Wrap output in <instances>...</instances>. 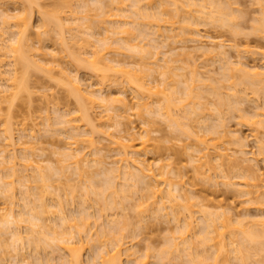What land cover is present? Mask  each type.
I'll return each instance as SVG.
<instances>
[{
	"label": "rangeland",
	"instance_id": "obj_1",
	"mask_svg": "<svg viewBox=\"0 0 264 264\" xmlns=\"http://www.w3.org/2000/svg\"><path fill=\"white\" fill-rule=\"evenodd\" d=\"M105 2L107 1V0H104ZM104 1H103V4L104 5H108V4H110V2L108 1V2H106V4L104 3ZM179 1H182V2H184V1H186V0H179ZM193 1V0H192ZM200 1V0H199ZM258 1H261V0H233V2H236V3H234L233 4V2H231V0H230V2L232 3V5L233 6H235V8H238L237 10L238 11H236V15L238 14H240L241 15V20H237L236 22H239L236 26H234L235 28L236 27H238V28H236L238 31H236V33L235 32H233L229 27H221V24H220V26L218 25V24H209V25H203V23L202 24H200L199 26H195V29H196V27H199V30L201 31L200 33H201V35L200 36H202L201 37V39H203V42H204V45H208L207 47H214V46H217V43H218V45H221V43L223 44L224 43V45H227L225 48L227 49L226 51H228L227 52V54H225V56L224 55H221V56H215L214 57V55H209V54H207L206 55V53H204V52H202L201 50H200V46H198L199 44H201V46H202V43H197V42H193V40L192 41H189V39L190 38H187V37H185L184 39L180 36V38L179 39H181L182 38V40H177V39H175V34L173 35V30H176V28L178 29V24H181V22L179 23H176L175 25L176 26H173V27H171L173 24H172V22L174 21V20H170L171 18H167L168 16H170V15H166L165 16V18H167L166 20H168V21H163L164 23H162V26H160L161 28H162V31L161 30H158L159 31V34H158V32H156L157 30V28L155 29V28H151V26L152 27H154V26H156L157 24V21H155V22H153L152 20H149V21H152L153 23H150V25L148 24V25H146V26H148V28H149V31H147V37L145 38V40H143L142 41V43H140V44H138V38H136V41L135 40H132L133 42H134V44H138V45H142V46H145V47H143L144 49H149L150 50V52L151 53H153V54H157L158 52L160 53H158L157 54V56L155 55L154 57H153V59H151L150 58V56H147V55H145V56H143L140 52H137V54L138 53H140V55L141 56H143L144 58H141V60H140V57H138L137 56V54L135 53L136 51H134V52H132V50H130V49H126L127 51H125L124 49L123 50H121V51H123V52H121V53H119V51H118V53H116V52H112L111 51V54L108 56V57H111L112 56V58L111 59H115L116 61H117V59H120V60H118L119 62L121 61L122 63H124L126 60V63L125 64H131V65H129V66H134V64L136 65V63H138L139 64V66L140 65H142V69H144V67H146L145 68V72H144V70H143V74L141 75V73H139L140 71L138 70L137 71V69H135V71H134V76L136 75V79H137V74H140V75H138V77L140 76V78H142V80H145V79H147V80H145V81H148V84H149V81L152 79V81H154V82H158L157 84H159V83H161V73H160V75H159V68H158V70L159 71H157L156 72V67H155V65L153 64V62L156 60V58H158V57H160L159 58V62H157V63H159V66H160V64H161V66L162 67H164L163 66V64L165 63V62H168L169 60H170V58H175V57H172V56H174L176 53L177 54H179V53H185V54H182L183 56H184V58H183V56L182 57H180V58H182V59H184L183 61H179V60H177L178 62H176V61H172L173 63H171V60L169 61L170 63H171V65H173L172 66V68L174 69H172L171 70V72H173V73H175L176 75H178L179 74V76H177V79H178V77H180L179 79H180V86L178 85L177 87H178V89L180 90V88H181V94H179L176 90H178L177 89V87H176V85H177V82L176 83H173V84H170L171 85V90L173 89H175V91L178 93V95H176L177 93H175V99H174V101L176 100V98L177 97H179V98H183L184 97V95H186V93L183 91V89H185L187 86L185 85V84H188L189 82H191L192 83V81H189L188 83L186 82V80L188 79H190L189 77L190 76H192V75H194L195 73L193 72V73H191L192 71H194V70H196V72L198 73V75H200V73H201V78L203 77V79H204V81L203 82H205V84L203 83V87L201 86H199L200 88H194L195 89V91H196V95H197V97H195V95H194V97H195V99H194V102L192 103V104H190V105H187V100L185 101H182L181 99V101H179V104L181 103V105H184V107L185 108H183V106H182V108L181 109H177L176 111L174 110V115H176V113H177V115H179V116H181V114H182V116L184 115V118H182V119H185V120H182L183 122H186V123H184L183 124V122L181 121V123L183 124V126L186 128V129H190L189 131H191V132H194L195 134H196V132L200 129L199 128V126L201 125V123H205V120H204V118H207V119H209L208 120V122H209V124H208V122L205 124V125H203V126H200V127H203V128H201V130H205V126L206 125H209L210 126V128H212L214 125L216 126V128L215 129H219L220 131H223V130H228L229 132L231 131V132H233L232 134H236L235 136H237V135H239V136H241L242 138H243V143H245V144H243V146L245 147L244 148V150L247 152V154H246V156H248L247 158H250V160L252 159V161L251 162H249V163H247V164H245L247 167H248V165L250 164V165H258L259 166V168L262 170V172L264 173V130L263 129H261V128H259V129H257V127H259V126H254V125H252L251 123L252 122H250V120L251 119H253L252 117H254V115H255V113L256 112H258V111H261V109L262 108H264V91H259L258 93H255L254 92V89H256V88H254V85H253V82L252 83H250L249 82V80H247V81H245L246 79H248V78H245V80H244V76L245 75H243V72H236V74H234L235 75V77L234 78H236V83H237V86H236V89L239 91L237 94H239V96L241 97V98H239L238 96H237V101H239L238 103H236L237 104V108H239V110L237 109V108H235L236 110H234V111H231L230 112V114H227V116H226V113H228L227 111H224V112H226L225 114H224V126L222 125V127L220 128L218 125H220V124H222L221 122L222 121H220V120H217V116H218V113H217V116L215 115V110L217 109V107H215L216 105H218L217 104V102L219 101L218 100V95H216L215 93H213L212 91H210V90H208L207 88H204L205 86H206V84H208L209 83V88H211L212 86L214 87L215 85L217 86L216 88H218V84H219V82L221 83V84H224L225 83V86H224V92H226V89L225 88H227L228 87V85L230 84V83H228L227 82V80H226V82L224 81L225 80V78L223 77V73H225L226 71H229V69H225L226 71L225 72H223V68H222V66H224L222 63H224L225 64V62H227V60L226 59H228L229 58V60H231V62H233V64L235 63H237V62H239L238 60H240V58H241V56H242V58H241V60L240 61H244V63L246 62V64L248 65V67L251 69V68H254L255 66H257L259 69H262V65L264 66V53H262V52H264V37L263 36H260V35H255V33L253 32V26L252 25H254L255 24V19L257 20L258 18H260V16H262V11H263V9H261V8H264V7H260V3H262V2H259L258 3ZM263 1V0H262ZM23 2V1H22ZM21 2V0H0V17H2V13H8L9 15H11L12 16V20H11V23L12 24H15L14 22L17 20H15V19H13V16H18V18H19V16L22 18V17H25V15L29 12V13H31L29 10L31 9L30 7H32V5L30 6V4L28 3V2H23L22 3ZM96 2V0H37V4L38 5H36V3L33 5V7H32V18L33 19H31V21H32V28H31V30H30V28H29V30H30V32L28 33L29 34V40H30V42H28L32 47H35L34 49L36 50V49H38V51H40V49H42L41 50V52H43V53H48V55H47V57H48V59H47V57H46V63H47V61H49L48 63H49V65H47L48 67H51V65H52V67H51V69L52 68H54V70L52 69V71H50L49 72V70H51V69H47V67H45V65H46V63L45 62H42L41 60H40V58L38 59L39 61H37V63L38 62H40V63H42V65H43V70H40L39 68L42 66H39L36 70H38L39 69V71H35V69H31L30 70V72H28V74H29V76H27V78H26V83L28 84L27 86H29V90L27 91V90H23V92H21L19 95L20 96H18V98L17 99H15L14 97H13V100H12V97H10L11 95L10 94H12V93H10L9 94V92H8V95L7 96H9V98L7 97V101L8 100H12V102H9V103H11V106H10V108H9V103L8 102H5V103H3V115L2 116H0V117H4L5 118V120L2 118L1 119V121L2 120H4V121H6L7 120V122H3L4 123V125L2 124V122L0 121V124H2V126H0L1 128H0V136H1V134H4L5 135V133H1L3 130H5L4 128L5 127H7V125L9 126L10 125V127L9 128H11L12 127V129L14 130V132H13V134H14V137H15V140H16V142H18L20 145L22 144V143H24V144H22V146L21 147H23L24 148V150H25V152L24 153H27V156L26 157H29V159L30 160H33L34 162H40L41 164H42V167L45 169V173L46 174H48V180L46 181V183H47V185L49 184V185H51L47 190H49V191H47L46 192V194L47 193H50V194H47L46 196H45V198L46 199H49V200H47L46 202H47V204L48 205H51L52 206V208H51V206H50V209H51V211H54V213L56 212V214H55V218H57L56 217V215H57V209L56 208H58V207H55V205L53 204V202L54 201H56L57 200V198H62V200H63V202H64V204L66 205L65 206V208H66V214H71V215H73V213H75L74 215H76V214H78V213H80V211L82 212V210L83 211H85L84 210V207H83V209H82V205H80V203H79V197L83 194V193H85L86 191H87V186L89 185V183H90V181H91V178L95 181H98V180H100V181H98V183L99 184H104V182L108 179L106 176H107V171L106 170H108V169H110V168H112L111 170L113 171L114 170V167L117 165L118 167H119V165L120 164H122V163H119V162H121V161H119V160H121V156H118L117 155V153H116V151H118L119 149H120V147L119 146H116L117 144H114L113 145V143H112V141H110L109 142V138H107V137H105V135L103 134V132H106L107 134L109 133V134H111L112 133V139L113 138H116V140H117V135L118 136H120V135H124L126 138H127V140H125V142L124 143H130L131 142V140H135L134 141V144H135V146H136V148H135V146H134V150L135 149H137L139 146H141V145H143L142 143L146 140V135L148 134L146 131H148L149 133H150V135H151V137H152V141L151 142H149V147H147L146 148V150L145 151H142V153H140L136 158L137 159H139L140 161H143V162H146L145 164H149V166H152V168H153V171H154V174L156 173H159V170L160 169H162L164 166H168L169 165V167L168 168H172V171L175 173V176H171V181L172 182H175V183H181L182 181H183V185L186 187V189L187 190H189L187 193H191L192 195H193V198H194V201H195V199H196V201L198 202V200L200 201V202H202V201H205L204 202V204H207V206H208V208H211V210H209L208 208V210L209 211H212V209H213V207L215 206V208L214 209H220V207H222V211L223 212H221L220 214H222V213H224V211L226 212V214H227V212L228 213H230V214H228V215H231V217H232V219H235V220H245V226H242V227H238L237 226V228H234L233 229V232L232 231H230L231 233H234L233 234V236H234V239H235V237L236 236H239L240 235V231H239V229H248L249 230V228L251 229V228H255V225H251L250 226V220H248V218L249 219H252L253 218V220H256V219H259L260 220V218H261V220L262 219H264V211L262 212V210H264V204H262L263 203V201H262V203H261V200H264L263 198H264V187L263 188H261L260 190L259 189H257V190H259L260 191V193H262V195H263V197H262V195L259 193H255L254 195L253 194H251L249 197H250V200H249V198L246 196H244V195H242V193L240 194V191L238 190V189H241L243 186H239V185H237L238 183L240 184L241 182H242V180L244 179V178H242L241 176H242V174H244V171L247 169V167H246V169L245 168H243L242 167V169H240V167H236L235 168V166L232 168V164H230V162L229 163H226V162H228V161H226L225 163V165L224 164H222V165H220V166H222V167H220V168H218V163L216 162L215 164H218V165H216L215 166V168H218L217 169V171L216 170H213V169H211V171L210 170H208L207 172H205V173H203V174H205V175H201V174H199L195 169L197 168L196 166H193V165H196V163H197V166L199 165L198 164V162H195V164H194V162H193V164L191 163L192 161L190 160V159H192L193 160V158L192 157H190V155H195L196 156V154H198V153H196V154H193V152L195 151V152H197L196 150H198L201 146L200 145H202L201 144V142H199L198 141V136H200V137H202L201 135H203V134H200L199 133V135L197 136V138H195L194 136H192V138L194 137V139H192L191 137H185V136H180L178 133L179 132H175V128H174V130H173V128H172V125H170L169 123H170V121L169 120H165L164 118L163 119H161L162 117L161 116H157V115H153L152 113L153 112H157L158 113V111H156L157 110V106H158V104L157 103H159L160 104V100L162 99H160L159 97H156V96H153L152 95V93L151 94H149V95H151L152 97H148V95H146V99H147V101H148V98H149V101H150V98H152V101L153 102H156L157 100H159V102L157 101L156 102V105H155V103H154V106H153V104L150 106V105H148V107L150 108H146L147 106H142L143 107V109L141 108V106H139L138 107V101L140 100V98H139V100H138V97H140L141 96V94H142V92H141V94H139L140 96H137L135 93H137V92H133L132 90H130V88L128 87V86H126V84H125V82H120V80H121V78H123V76H122V74L120 75L121 76V78H120V76H119V74H118V76H116V78H120V80L118 81V80H115L116 78H115V74L116 73H113V74H111V73H108V72H106V73H108V75H109V79L107 80V76L105 77L106 78V80H105V78H104V81H103V78H102V75L103 74H101V76H100V74L99 75H96V73H94V72H92V71H90V69H88V68H86V69H82V68H80L81 66H79L78 67V65H77V63H73L74 61L72 60V58L71 57H69V56H66L67 54L65 53V51L63 52V50H62V52H61V47H60V45H59V43H61L60 41H61V38H58V37H61V36H59V34H58V32H57V29H55V30H53L52 32H47V33H49V34H47V35H45V34H43L42 32H44V21L42 20V19H44V17L42 16V15H40V12H41V10H43L42 12L43 13H46L47 14V12H48V14H51V16L52 15H54V16H58V17H62L61 19H65V20H63L64 21V24H66V25H64L63 24V28L64 29H66V30H71V31H66V32H68V34H66L65 32H64V29H63V32L65 33V37L67 38L66 40L68 41V38L71 36V34L73 35V33L75 34V31H76V34H77V32H78V30H77V27L78 26H80V24L82 25V26H80V28H82L83 29V27H86V25H88V23H90L88 20V23L85 25V22H86V18L88 19V18H90V17H87L88 15H89V13H88V15L86 16V12H84V11H86L85 9H84V6L86 5V6H88L89 4V7L90 6H95V4H97V3H95ZM157 2V1H156ZM181 2V3H182ZM196 2V1H195ZM264 2V1H263ZM86 3V4H85ZM160 3V2H159ZM157 4H158V2H157ZM84 5V6H83ZM111 5H113V4H111ZM115 5V4H114ZM113 5V7H115ZM155 5V4H154ZM178 5H180L179 3H178ZM36 6H37V8H36ZM110 6V5H109ZM108 6V8L109 9H113V7L111 6V8ZM130 5H128V7H129ZM156 6H158V5H155L154 7H155V9L157 8L158 9V7H156ZM261 6H264V3H263V5H261ZM38 7H41V9L40 8H38ZM91 7V8H92ZM62 8V9H61ZM88 8V7H87ZM86 8V9H87ZM116 8V7H115ZM127 8V7H126ZM124 6H123V10H125L126 9ZM175 8V7H174ZM233 8V7H232ZM38 9H40V10H38ZM58 9H59V11L60 10H62V11H58ZM128 9V8H127ZM130 9H131V7H130ZM133 10V9H132ZM132 10H130L129 11V9H128V12L125 10V11H123V12H119V13H126V14H121V17H119L118 19H120V18H122V16H126L127 14H129V13H131L132 14ZM150 10H153V9H150ZM39 11V12H38ZM45 11V12H44ZM59 13H58V12ZM115 11V10H114ZM132 11V12H131ZM56 12L59 14H57L56 15ZM73 12V13H72ZM97 12V11H96ZM153 12H157V11H155V10H153ZM170 12H173V11H170ZM238 12H240V13H238ZM28 13V14H29ZM60 13H61V15H60ZM91 13V12H90ZM94 14V15H93ZM96 14L93 12L92 13V16L94 17ZM133 15H134V17L132 18V16L130 17H123L122 18V20H125V19H128V21L130 20L131 21V19L130 18H132V19H134L135 18V14H134V12H133ZM28 16H31V14L30 15H28ZM50 16V15H49ZM86 18H85V17ZM43 17V18H42ZM92 17V18H93ZM97 16H95L94 18H96ZM102 17V20H103V18H104V16H101ZM118 17V16H117ZM240 17V16H239ZM239 17L237 18V19H239ZM15 18V17H14ZM57 18V17H56ZM78 19V21L77 22H75V20L74 19ZM84 18V19H83ZM114 18H116V17H114ZM152 18V17H151ZM76 19V20H77ZM97 19H99L98 21H94V19L92 20L93 22H95V23H93L92 25H93V31H95V32H93V33H95V35H96V38H98V40H100L99 38H103L104 36H107V35H111L110 37H113L114 35H116V34H113L111 31H112V27L110 26L111 24H108L107 25V22H106V25H105V23L102 25L101 24V22H100V17L99 18H96V20ZM135 19H137V18H135ZM139 19V18H138ZM68 20V21H67ZM69 20H71V22L69 21ZM177 20V19H176ZM2 21H3V19L1 20V18H0V25H2V24H4V23H2ZM18 21V20H17ZM83 21V23H81ZM127 21V20H126ZM139 21H141L140 19H139ZM148 21V20H147ZM67 22H70L69 24L67 23ZM100 22V23H99ZM144 22H145V20H144ZM170 23V24H172V25H168L167 23ZM73 23V24H72ZM109 23V22H108ZM147 23V22H146ZM155 23V24H154ZM160 23V22H159ZM196 23V22H195ZM75 24H76V26H75ZM85 26H84V25ZM154 26H153V25ZM161 24V23H160ZM163 24H165L164 26H163ZM10 25V27H12V25L11 24H9ZM16 25V24H15ZM20 25V24H19ZM67 25H70V26H68L67 27ZM72 25H73V27L75 28H73L72 27ZM130 25V28H131V24H129ZM4 25H2V27H3ZM8 26V25H7ZM21 26V25H20ZM103 26V27H102ZM105 26H106V29L108 28V33L107 32H105ZM132 26H133V24H132ZM180 26H183V23H182V25H180ZM15 28H17L16 26H14ZM19 27V26H18ZM90 27V26H89ZM89 27H87V28H89ZM126 27V26H125ZM127 27H129V26H127ZM126 27V28H127ZM159 27V26H158ZM164 27H168V29H165L166 31H168L169 32V28L171 29L172 28V36L171 37H173V39H175V41L177 42V43H175L174 41H171V40H167L165 37H167L168 35H169V33L168 32H164L163 30H164ZM15 28H12V30L14 31L15 30ZM22 28H24V27H22ZM22 28H21V30H22ZM57 28V27H56ZM79 28V27H78ZM161 28H159V29H161ZM84 29H86V28H84ZM90 29V28H89ZM89 29H87V31H89ZM92 29V28H91ZM127 29H129V28H127ZM132 29H134V26H133V28H131V30ZM155 29V30H154ZM17 30H19V29H17ZM72 30H74V31H72ZM114 30V29H113ZM148 30V29H147ZM154 30V31H153ZM4 31V30H3ZM13 31H10L9 30V32L8 33H10V32H13ZM84 31V30H83ZM82 30L80 31V32H82L83 34L85 33V35L86 36H84L83 38H84V40H85V38H87L88 37V39L87 40H89V34H90V32H89V34H86V32H83ZM86 31V30H85ZM107 31V30H106ZM109 31H110V33H109ZM137 31V30H136ZM144 31V33L146 32L145 30H143ZM190 32H191V30H189ZM189 31H188V34H187V36H190L189 35ZM28 32V31H27ZM72 32V33H71ZM114 32V31H113ZM155 32V33H154ZM163 32V34L161 35V33ZM8 33L7 34H3V32H2V30H1V27H0V45L2 46V43L4 42V41H2V39L3 38H5L6 40L8 39H10L11 40V37L9 38V36H11L12 35V33L11 34H9L8 35ZM15 33V32H14ZM13 33V35H15ZM69 33H70V35H69ZM92 33V32H91ZM137 33H140V32H138L137 31ZM137 33H135V31H134V34H137ZM143 33V35L145 36V34ZM154 33V35H152ZM157 33V35L155 36V34ZM185 33V32H184ZM254 33V34H253ZM3 34V35H2ZM26 34V33H25ZM79 34V33H78ZM141 34V33H140ZM167 36H166V35ZM12 35V36H13ZM27 35V34H26ZM25 35V36H26ZM82 35V34H81ZM81 35H79V37L78 38H80V36ZM89 35V36H88ZM118 35V34H117ZM117 35L115 36V37H117ZM122 35V34H121ZM161 35V36H160ZM165 35V36H164ZM177 35H179V34H177ZM176 35V36H177ZM186 35V34H185ZM28 36V35H27ZM124 36V35H123ZM129 36V35H128ZM127 36V37H128ZM144 36H142V34H141V36L138 34V36H134V37H139V41H141L140 40V37H144ZM163 36V37H162ZM204 36H205V38H204ZM15 37V36H14ZM109 37V36H108ZM109 37V38H110ZM115 37H113V39L115 38ZM126 37V36H125ZM179 37V36H178ZM191 37H193V36H191ZM210 37V38H209ZM26 38V37H25ZM92 38V37H91ZM90 38V41L92 42V43H94L95 42V40H97V39H95V40H93V39H91ZM95 38V37H94ZM163 38V39H162ZM164 38H165V40H164ZM169 38V37H168ZM187 38V41H185V39ZM208 38V39H207ZM27 39V38H26ZM70 39V41L72 40L71 38H69ZM105 39H107V37L105 38ZM210 39H211V42H213L214 44V46L212 45V43L210 42ZM213 39V40H212ZM5 40V41H6ZM8 40L6 41V42H8ZM9 40V41H10ZM58 40H60V41H58ZM93 40V41H92ZM98 40L95 42V43H97L98 42ZM102 40H104V39H102ZM191 40V39H190ZM208 40V41H207ZM215 40V41H214ZM26 41V40H25ZM70 41H68L69 43H70ZM81 41V42H80ZM110 41H111V39H110ZM165 42V44H164V42ZM179 41V42H178ZM181 41H184V42H182L181 43ZM78 42V41H77ZM85 42V41H84ZM83 42V43H84ZM132 42V43H133ZM216 42V43H215ZM73 43L74 42H72V43H70L71 44V46L73 45ZM79 43H82V40L80 39L79 40ZM86 43V42H85ZM88 43V42H87ZM206 43V44H205ZM235 45H234V44ZM4 44V43H3ZM98 44V43H97ZM216 44V45H215ZM234 45V47L236 46V44H238V46L237 47H241L240 48V50L242 49V50H244L245 51V49L246 50H248L247 51V53L246 52H244V51H242V53H243V55H242V53H239V52H236V50H235V48L234 47H232V45ZM75 47H74V45H73V47H71L72 49H73V53L75 54V56H77L78 54H80L81 53V51L83 52V54L81 53V55L82 56H85V57H83V58H85L86 59V56H87V59H89L91 56H89L88 54H87V52L90 54V52L88 51V50H92V51H94L93 49H92V47H91V49H90V46L88 47V48H86V49H84L85 47L82 45V48H80L81 46V44H76L75 43ZM89 45V44H88ZM152 45L154 46V48H152ZM229 45H230V47H232L233 49H231L230 47H229ZM133 46H135L136 47V45H133ZM142 46H138L140 49L142 48ZM159 48H158V47ZM138 47H137V49H138ZM198 47H199V49H198ZM219 47V46H218ZM236 47V48H237ZM93 48H95V47H93ZM115 48V47H114ZM173 48L175 49L174 51H173ZM224 48V47H223ZM82 49V50H81ZM96 49V48H95ZM134 49V48H133ZM156 49V50H155ZM158 49V50H157ZM27 50V49H26ZM80 52H79V51ZM87 51L86 52V54L84 53L85 51ZM135 50V49H134ZM200 50V51H199ZM225 50V49H224ZM250 50V51H249ZM37 51V50H36ZM91 51V52H92ZM139 51V50H138ZM148 51V50H147ZM171 51V52H170ZM237 51H239V50H237ZM41 52H39L40 54H41ZM78 52V53H77ZM130 52L132 53V54H130ZM249 52V53H248ZM42 53V54H43ZM103 53V52H102ZM102 53H100V54H102ZM105 53H107V52H105ZM108 53H110V52H108ZM114 53V54H113ZM125 55H124V54ZM149 55H150V53L149 52H147ZM175 53V54H174ZM186 53L189 55H187L189 58H186L185 59V57H187V56H185L186 55ZM204 53V54H203ZM246 53V54H245ZM262 53V54H261ZM28 54V53H27ZM32 54V57H33V59L35 60V62H36V59L39 57V55H38V57L37 56H33L34 54L36 55V53L34 52V53H31ZM31 54H28V55H31ZM120 54V55H119ZM127 54V55H126ZM130 54V55H129ZM133 54H136V56L137 57H135V55L133 56ZM169 54V55H168ZM172 54H174V55H172ZM2 55V54H1ZM0 55V56H1ZM50 55V56H49ZM106 55V54H105ZM192 55V56H191ZM241 55V56H240ZM262 55V56H261ZM11 56V55H10ZM46 56V55H45ZM127 56H130V57H127ZM147 56V57H146ZM152 56V55H151ZM227 56V57H226ZM239 56H240V58H239ZM244 56V57H243ZM107 57V58H108ZM114 57V58H113ZM193 57V58H192ZM222 57L223 58H225V62H224V59H222ZM6 58V57H5ZM12 58V56L11 57H9L8 56V58H6V59H4V57L2 58V56L0 57V66H4V67H0V70L3 72V70H4V72H3V76H4V73H9L8 74V76H10V70L12 69V68H14V61L11 59ZM69 58H71V60L69 59ZM78 58H81V57H78ZM82 58V59H83ZM135 58V59H134ZM139 58V59H138ZM3 59L5 60L4 62H2L3 61ZM9 59V60H8ZM11 59V60H10ZM33 59L32 58H30V60H32L33 61ZM50 59V60H49ZM162 59V60H161ZM221 59L223 60V61H221ZM2 60V61H1ZM54 60L55 62H52V61ZM125 60V61H124ZM136 60V61H135ZM158 60V59H157ZM164 60H165V62H164ZM167 60V61H166ZM9 61V62H8ZM10 61H12L13 63L11 64V62ZM71 61H73V62H71ZM124 61V62H123ZM131 61H134L135 63H131ZM161 61V62H160ZM86 62V61H85ZM84 62V63H85ZM168 62V63H169ZM195 62V63H194ZM230 62V61H229ZM230 62V63H231ZM7 63V64H6ZM11 64V65H13V67L11 68L10 66H8L9 64ZM52 63V64H51ZM87 63V62H86ZM168 63H166L167 65H168ZM240 63V65L243 63V62H239ZM256 63H258V64H256ZM16 64V63H15ZM22 64V63H21ZM21 64H17L15 67H17V71L19 72H17L18 74V76H19V78H21L22 80H24V78L26 77L24 74H23V68L25 69V67H23L22 68V66H24V65H22L21 66ZM76 64V65H75ZM89 64V63H88ZM156 64V63H155ZM194 64H196V65H194ZM232 64V63H231ZM233 64H232V66H233ZM234 64V65H235ZM238 64V63H237ZM237 64H236V66H237ZM262 64V65H261ZM55 67H54V66ZM102 65V64H101ZM165 65V64H164ZM230 65V64H229ZM245 65V64H244ZM38 66V65H37ZM138 66V65H137ZM158 66V65H157ZM231 66V67H232ZM238 66H239V64H238ZM242 66V65H241ZM261 66V67H260ZM6 67V68H5ZM104 67H105V65H104ZM141 67V66H140ZM166 67V66H165ZM168 67H169V65H168ZM180 67H183V69L182 68H180ZM226 67H227V63H226ZM8 68H9V70H8ZM42 68V67H41ZM101 68V67H100ZM131 68V67H130ZM134 67H132V69H133ZM167 68V67H166ZM185 68V69H184ZM191 69V71H190V69ZM236 67H234V69H235ZM256 68V67H255ZM264 68V67H263ZM46 69H47V71H46ZM80 69H82V70H80ZM107 69V68H106ZM162 69V68H161ZM170 69V68H169ZM234 69H233V67L231 68V71H233L234 72ZM15 69H13V71H14ZM44 70L46 71V73H48L50 76L52 75V76H54V78H52V76H51V78H50V76L49 75H47L45 72H44ZM61 70H62V72H61ZM64 70H65V72L71 77H78V79H80V81H82V84L84 85L85 84V86H83V88L84 89H86V88H88L89 89V87H90V89H91V91H96V94L98 95H100L101 93H104V95L106 96V97H108L109 99L111 98L114 102L112 103V104H114L115 106H118L119 107V99H127V101H128V103H129V109L125 112L122 108H120L119 107V113H121V122H120V124H122L121 126H116V125H113L112 127L113 128H110L109 130H108V128L110 127L109 125H112V124H110V123H115L116 122V120H115V118L114 119H112L111 121L108 119V121H106L107 119L104 117L103 119H102V114L103 115H106L105 113H103L104 112V108L102 107H100L99 106V108H97L98 106H97V104H92L89 100H88V98H84L85 99V104H88V106L90 105V103H91V105L88 107L87 105V107L88 108H90V110H92V112H93V114H92V112H90L91 114H92V116L94 115V117L95 118H98V120H99V118L102 120V123L101 122H99V124H100V126H105L106 125V128L104 127V128H98L99 129V132L102 130L103 132H100V134H99V132L96 134H93V136H92V133H91V137H93V140H94V142L96 143V142H98V143H94L95 145H93V143H89L90 141H88V139H89V137H88V139L86 140V137H85V142L86 141H88V146L86 145V147H87V149H85L86 147H84L83 146V144H79V145H81V146H83V147H80L79 145V149L82 151V150H85V153H88L87 155L90 157V159L92 158V159H98V161L100 160V159H102V160H100V161H103V159H104V164H103V166L105 165L106 167L105 168H107V169H105V170H103L102 169V167H101V163H97L98 165H94L93 167H95L96 169L98 168V166L100 165V169H101V172L100 173H98L99 172V168L97 169V171L98 172H96V169H94V168H89L88 166V168L86 167V170L87 169H91L90 171L91 172H89V174H86L85 176L86 177H88L89 176V178H85L84 177V175H83V178H84V180H83V178H82V176H81V178H79L80 176H79V174L78 175H76V173H77V170H76V167L75 168H73L70 164H69V162L67 163L66 161H65V159H66V157H64L63 155L64 154H66V153H68V151L70 150L71 151V148H73L72 150H74V147L76 146V145H73L74 147H71V146H69V145H71V144H69V142H71L72 140H70V138H68L69 136L67 135L68 133H71V131L70 130H72V128H70L69 126H68V124H66V121H65V119H64V117H63V115L64 116H67L68 114H71L72 115V117H76V120L73 122H70V124L71 125H73L74 123H76V124H79V127H81L82 129H83V132H85V130H86V133H87V131H89L91 128H89V126H87V125H84V124H86V123H84L83 122V120H82V118H80V115L79 114H81V113H76L75 111H77L78 109H79V107L77 106V104L78 105H80V103H84L83 101L84 100H82V99H80V97H78V95H76L75 93H74V95L72 94V92H73V89H72V87H73V84H75V83H73V84H71V82L72 81H69V84H68V81L66 80V78L68 77V76H65L64 74H65V72H64ZM89 70V71H88ZM110 70V69H109ZM163 70L164 69H162L161 71H162V75H164L163 74ZM199 70V71H198ZM12 71V70H11ZM104 71V70H103ZM102 71V72H103ZM107 71H108V69H107ZM111 71V70H110ZM239 71V70H238ZM241 71H243V70H241ZM91 72V73H90ZM105 72V71H104ZM142 72V71H141ZM188 72L190 73V74H188ZM223 72V73H222ZM232 72V73H233ZM53 73H54V75H53ZM137 73V74H136ZM186 74V77L187 76H189V77H187V79H186V77H185V75H183V77L184 78H182L181 76H182V74ZM245 73V72H244ZM11 74H13V73H11ZM25 74H26V72H25ZM63 76H62V75ZM132 74V75H133ZM166 74H168V72L166 73ZM221 74H223V75H221ZM1 75V76H2ZM6 75V74H5ZM113 75V76H112ZM181 75V76H180ZM211 77H210V76ZM239 75V76H238ZM243 75V76H242ZM2 76V77H3ZM8 76L6 75V76H4L3 77V81H1V78H0V87L2 88L3 86H4V88H2V90L3 89H5V85H6V83L8 82L7 81V78H8ZM13 76V75H12ZM11 76V77H12ZM23 76H25L24 78H22ZM49 76V77H48ZM65 76V77H64ZM100 76V77H99ZM133 76V77H134ZM167 76V75H166ZM170 76L172 77V75L170 74ZM195 76V75H194ZM248 76V75H247ZM250 76V78L251 77H254V76H252V75H249ZM64 77V78H63ZM153 77H157L156 78V80H158V81H155V79L153 80ZM163 77H165V76H162V78ZM173 77H175L176 78V76H173ZM193 77V76H192ZM214 77V78H213ZM221 77H223L224 78V80L221 78ZM72 78V79H73ZM118 78V79H119ZM150 80H149V79ZM199 78V77H198ZM208 78H210V80L211 79H213V81L214 82H212V80L210 81V80H208ZM243 78V79H242ZM6 79V80H5ZM68 79V78H67ZM71 79V80H72ZM183 79V81H181ZM185 79V80H184ZM200 79V78H199ZM217 79H218V81H217ZM253 79V78H252ZM257 79V78H256ZM20 80V79H19ZM69 80H70V78H69ZM102 80V82H100ZM123 80V79H122ZM176 80V79H175ZM191 80V79H190ZM207 80V81H206ZM7 81V82H6ZM106 81V82H105ZM150 82V83H152V85H153V82ZM209 81V82H208ZM215 81L217 82V83H215ZM224 81V82H223ZM229 81V80H228ZM231 81V80H230ZM253 81V80H252ZM12 82V81H11ZM67 82V83H66ZM75 82V81H74ZM103 82H105L104 84H103ZM181 82H183V85L181 86ZM184 82H186L185 84H184ZM199 82V81H198ZM200 82L202 83V81L200 80ZM212 82V83H211ZM223 82V83H222ZM9 83H10V81L7 83L8 85H9ZM101 83V84H100ZM201 83H199L200 85H201ZM213 83H215V84H213ZM3 84H5V85H3ZM155 84V83H154ZM196 84H198V83H196ZM211 84V85H210ZM220 84V85H221ZM1 85H3V86H1ZM66 85V86H65ZM128 85V84H127ZM150 85V84H149ZM7 86V85H6ZM68 86V87H67ZM70 86V87H69ZM72 86V87H71ZM93 86V87H92ZM151 86V85H150ZM154 86V85H153ZM173 86V87H172ZM185 86V87H184ZM198 86V85H197ZM208 86V85H207ZM75 87H76V85H75ZM128 87V88H127ZM221 87H222V85H221ZM255 87H256V85H255ZM1 88H0V90H1ZM67 88H69V90L67 89ZM74 88V87H73ZM102 89V92L100 93V91H101V89ZM70 89H72V91L71 92H69L70 91ZM89 89V90H90ZM154 89H156V88H154ZM201 89V90H200ZM204 89H207V90H204ZM264 89V88H263ZM100 90V91H99ZM126 91L127 93H125V92H121V91ZM157 90V89H156ZM156 90H153L152 89V91H153V93L155 94V92H156ZM167 90H169V89H167ZM171 90H169V91H171ZM172 90V91H173ZM186 90V89H185ZM76 91V90H75ZM171 91V92H172ZM201 91V92H200ZM214 91V90H213ZM228 91V90H227ZM231 91V90H230ZM12 92V91H11ZM185 93L184 95H183V93ZM215 92H216V90H215ZM233 92V91H232ZM122 93V94H121ZM123 93H125V94H123ZM145 93H147L148 94V92H144V94L143 95H145ZM166 93H168V91L166 92ZM218 93V92H217ZM226 93H229V91L228 92H226ZM72 94V95H71ZM78 94V93H77ZM170 94V93H169ZM168 94V95H169ZM199 94H200V96H199ZM76 95V96H75ZM110 97H109V96ZM155 95H159L158 93L157 94H155ZM163 95V94H162ZM162 95H160L161 97H163ZM172 95V94H171ZM174 95V94H173ZM172 95V96H173ZM181 96V97H180ZM143 97H145V96H143ZM148 97V98H147ZM169 97H171L170 95H169ZM174 97V96H173ZM186 97H187V95H186ZM155 98V99H154ZM156 98H157V100H156ZM159 98V99H158ZM179 98H177V100L179 99ZM142 99V98H141ZM145 99V98H144ZM185 99V98H184ZM234 99V100H235ZM6 100V99H5ZM10 100V101H11ZM80 100V101H79ZM86 100H88V101H86ZM163 100H164V98H163ZM86 102H88V103H86ZM142 102H143V99H142ZM177 102V101H176ZM7 103V104H6ZM13 103V104H12ZM151 103V102H150ZM178 103V102H177ZM195 103V104H194ZM139 104H140V102H139ZM162 104H163V102H162ZM235 104V103H234ZM93 105V106H92ZM141 105V104H140ZM165 104H163V105H161V106H164ZM185 105H187V106H185ZM155 106H156V108H155ZM160 106V107H161ZM212 106H214V109L215 110H213L212 108ZM85 107V106H84ZM87 107H85L86 109H88ZM94 107V108H93ZM96 107V108H95ZM144 107H145V109H147V111L144 109ZM159 107V108H160ZM191 107H194V108H196V109H198L197 110V112L198 113H196V114H193V113H191L192 115L190 116L191 117V119L190 120H188V118H187V114H189V113H186L187 111H190V109H191ZM207 107H209V108H211V109H209V110H207L208 108ZM78 108V109H77ZM154 108V109H153ZM179 108H180V106H179ZM202 108H204V109H202ZM206 108V109H205ZM140 109H142V111L140 110ZM155 110V111H153L152 112V110ZM203 111H202V110ZM89 110V111H90ZM212 110V111H211ZM232 110V109H231ZM71 111H72V113H71ZM103 111V112H102ZM149 111H151L152 113H150ZM75 112V113H74ZM102 112V113H101ZM141 112H143V113H141ZM149 112V113H148ZM68 113V114H67ZM118 113V114H119ZM179 113V114H178ZM211 113H212V115L214 116H216L217 118H215V116H214V118H213V116L211 115ZM71 115H69L68 117H69V120H70V118H72L71 117ZM82 115V114H81ZM211 115V116H210ZM100 116V117H99ZM67 117V118H68ZM78 117V118H77ZM187 119H186V118ZM63 118V119H62ZM66 118V119H67ZM255 118V117H254ZM73 119H71V120H73ZM101 120H99V121H101ZM114 120H115V122H114ZM146 120H147V122H148V120H151L150 122H152L153 121V123H151L150 125H148V124H146L147 122H146ZM202 120H203V122H202ZM64 121H65V123H64ZM105 121V122H104ZM252 121V120H251ZM109 122V123H108ZM75 124V125H76ZM104 124V125H103ZM116 124V123H115ZM119 124V123H118ZM191 125L190 127L188 126H186V125ZM200 124V125H199ZM211 124V125H210ZM74 125V126H75ZM97 125H98V123H97ZM107 125L109 126V127H107ZM199 125V126H198ZM83 126H85V127H83ZM89 128H87V127ZM99 126V125H98ZM115 126V127H114ZM171 126V127H170ZM212 126V127H211ZM219 128H218V127ZM80 128V129H81ZM214 128V127H213ZM7 129V128H6ZM119 129L120 130H122L123 132H119ZM32 130H33V134H32ZM118 130V131H117ZM200 130V131H201ZM68 131V132H67ZM70 131V132H69ZM91 131V130H90ZM98 131V130H97ZM151 131V132H150ZM5 132V131H4ZM66 132H67V134H66ZM199 132V131H198ZM197 132V133H198ZM89 133V132H88ZM105 133V134H106ZM120 135H119V134ZM201 133H204L205 134V131L204 132H201ZM103 134V135H102ZM223 134V133H222ZM221 134V135H222ZM35 135H36V137H35ZM94 135H96V136H94ZM182 135V134H181ZM218 135H219V133H218ZM107 136V135H106ZM209 136V135H208ZM230 136V135H229ZM5 137V136H4ZM4 137H3V135L0 137L1 139H0V152H1V150L3 149V147H4V149L6 148L5 146H7L5 143H6V141H2L3 139H4ZM33 137V138H32ZM90 137V138H91ZM232 137V135L230 136V138ZM106 138V139H105ZM110 138V139H111ZM132 138H135V139H132ZM175 138V139H174ZM189 138H191V139H189ZM209 139V141H208V144H211V143H218V146H222V147H226V148H224V149H226V151H227V149H228V154L232 157H238L239 156V158L241 157L242 158V156H244V157H246L245 156V154L244 155H242L241 153H240V150H243V149H241V147H240V145H238V142L235 140V142H237V144L235 143V142H233V139L231 138V140H228L227 139V137H226V139L225 138H220V137H218L217 135H212L211 136V134H210V136L208 137ZM229 138V137H228ZM173 140L171 143H170V141L171 140ZM197 139V140H196ZM106 140H108V141H106ZM115 140V139H114ZM169 140V141H168ZM130 141V142H129ZM168 141V142H167ZM198 141V142H197ZM259 141V142H258ZM26 143V144H25ZM71 143H73V142H71ZM82 143H84L83 141H82ZM87 143V142H86ZM85 143V144H86ZM112 143V144H111ZM151 143V144H150ZM258 143H259V145H261V147L260 146H258ZM18 144V147L20 146ZM200 144V145H199ZM3 145V146H2ZM24 145V146H23ZM90 145V146H89ZM91 145H93V146H91ZM98 147H97V146ZM200 146V147H199ZM262 146H263V148H262ZM20 147V148H21ZM90 148V150H89V148ZM92 147H93V150H92ZM102 147V149H103V151H102V149H101V156L99 155H96V156H93L92 154H91V152L93 151L94 152V150L95 149H97V148H101ZM119 149H118V148ZM143 146H141L140 148H142ZM169 147V148H168ZM190 147V148H189ZM228 147V148H227ZM26 148H28V149H26ZM70 148V149H69ZM83 148V149H82ZM139 148V149H140ZM9 149V148H8ZM11 149V148H10ZM115 149V150H114ZM145 148H143V150H144ZM170 149V150H169ZM196 149V150H195ZM223 149V148H222ZM26 150H28V151H26ZM121 150V149H120ZM119 150V151H120ZM138 150V149H137ZM11 151V150H10ZM22 151V150H21ZM69 151V152H70ZM89 151V152H88ZM119 151H118V154H119ZM74 152V151H73ZM249 152V153H248ZM10 152H8V154H9ZM14 153V152H13ZM18 153V152H17ZM24 153H23V155H24ZM29 153V154H28ZM210 153H213V154H211L212 156H214V152L211 150V152ZM240 153V154H239ZM4 154V153H3ZM11 154H12V152H11ZM21 154H22V152H21ZM30 154H33L32 156V158H30L31 156H30ZM90 154H91V156H90ZM138 154V153H137ZM136 154V155H137ZM0 155H2V153H0ZM13 155V154H12ZM136 155H134V157L136 156ZM7 156H9V155H7ZM17 156H18V154H17ZM87 156V157H88ZM19 157H21L20 156V152H19ZM88 157V158H89ZM96 157V158H95ZM99 157H100V159H99ZM197 157V156H196ZM199 157V156H198ZM2 158H6L5 157V155H4V157L2 156ZM9 158V157H8ZM7 158V159H8ZM24 157L22 156L21 157V161H23L22 159H23ZM195 158V157H194ZM0 159H1V157H0ZM7 159H4V160H6V161H8ZM18 159V158H17ZM16 159V161H18ZM89 159V160H90ZM134 159V158H133ZM136 159V160H137ZM3 159H1L0 160V162L2 161ZM18 161L19 162V165H18V167L16 168V170L17 169H20L21 170V168H20V166L21 167H23L22 168V170L21 171H25V170H23V169H25L24 168V166L23 165H21V161ZM69 160V159H68ZM73 161V160H72ZM119 161V162H118ZM17 162V163H18ZM27 161L25 160L23 163L25 164ZM118 163V164H116V163ZM143 162H142V164H143ZM219 162H221V161H219ZM3 163H5L4 161L2 162V164ZM22 163V164H23ZM28 163V162H27ZM26 163V164H27ZM71 163V162H70ZM92 164H93V162H91ZM1 164V163H0ZM2 164L0 165V166H2ZM25 164V165H26ZM71 164H73V163H71ZM116 164V165H115ZM221 164V163H220ZM231 166H230V165ZM68 165H70V167L68 166ZM75 166H77L76 164H74ZM140 165H141V163H140ZM144 165V164H143ZM164 165V166H163ZM245 165H244V167H245ZM4 166V165H3ZM7 167L8 166H10V165H6ZM6 166H4V167H6ZM41 166V165H40ZM121 166V165H120ZM90 167H92L91 165H90ZM196 167V168H195ZM1 168H3V167H1ZM9 168V167H8ZM42 168V169H43ZM104 168V167H103ZM43 169V170H44ZM133 169V168H132ZM205 169V168H204ZM208 169V167H206V169L204 170V171H206ZM245 169V170H244ZM88 170V171H89ZM94 170V171H93ZM111 170H108V171H111ZM134 170H135V168H134ZM133 170V171H134ZM18 171V173L20 172L19 170H17ZM29 171H31V170H29ZM28 171V173H30ZM76 171V172H75ZM88 171L86 172V173H88ZM103 171H104V173H103ZM153 171H152V173H153ZM200 171V170H199ZM203 171V172H204ZM8 172V171H7ZM10 172V171H9ZM27 172V171H26ZM44 172V171H43ZM94 172V173H93ZM106 172V173H105ZM242 172V173H241ZM246 172V171H245ZM248 172V171H247ZM4 173H6V171L4 172ZM4 173H3V171H2V177H3V175H4ZM17 173V174H18ZM98 173V174H97ZM112 173V174H111ZM134 173V172H133ZM135 173H137V172H135ZM241 173V174H240ZM22 174V173H21ZM20 174V176H22ZM27 173H25L24 175H26ZM106 174V175H105ZM116 174V173H115ZM113 172H109V175H111V176H113V175H115ZM118 174V173H117ZM248 174V173H247ZM23 175V176H24ZM88 175V176H87ZM108 175V176H109ZM179 175V176H178ZM211 175V176H210ZM250 175V174H249ZM16 176V175H15ZM18 176H19V174H18ZM22 176V178H25V177H23ZM240 176V177H239ZM0 177H1V174H0ZM17 177V176H16ZM208 177H210V179L208 178ZM10 178H12V177H10ZM10 178H8V179H10ZM18 178V177H17ZM20 178V177H19ZM105 178H106V180H105ZM117 178V177H116ZM121 178V177H120ZM119 177L116 179V181L119 183H121L122 181H121V179H120ZM170 178V177H169ZM242 178V179H241ZM7 178L5 179V181H7L8 180ZM29 179V178H28ZM27 179V180H28ZM149 179V178H148ZM148 179H147V181H148ZM151 179H153V178H151ZM155 179V178H154ZM159 178H157V180H158ZM182 179V180H181ZM13 180H14V184H11L10 185V187H11V190H14V196H13V198L12 197H10L11 195V191L9 192L10 194V196L8 195V192L7 193H5V192H1V190L3 191V188L4 187H2V184H4V182H1L0 183V186L2 187L1 189H0V216L2 215V213H3V215H4V212H5V214H6V211H5V209H7V210H9L10 211V207H12L13 209H14V212L17 214L16 216L18 217V214H19V212L21 213V212H23L24 210L23 209H21L22 208V206H23V204H24V198H25V195H24V192H25V190L27 189L26 187H25V185L26 184H24L23 185V183L22 182H24L23 180H22V182H20L19 180H16V179H14V177H13ZM21 180V179H20ZM85 180H87V181H85ZM105 180V181H104ZM135 180H136V178H135ZM160 180V179H159ZM9 181V180H8ZM7 181V182H8ZM12 181V180H11ZM83 181V182H82ZM95 181V182H96ZM154 182H156L155 180H153ZM180 181V182H179ZM244 181V180H243ZM254 180H252V182H253ZM32 184H34L33 183V181H31V179H30V181L28 180L26 183H28L27 184V187H28V185L30 184L31 185V183ZM85 182V183H84ZM154 182H153V184H154ZM171 182V183H172ZM185 182V183H184ZM106 183V182H105ZM116 183V182H115ZM117 183V184H118ZM132 183H134V180L132 181ZM159 183V182H158ZM229 183H237L236 185H233V184H231V185H228ZM254 183V182H253ZM155 184H157V183H155ZM29 185V186H30ZM121 185V184H120ZM144 185V184H143ZM162 185H163V187H164V184H161L160 186H161V188H162ZM9 186V185H8ZM167 187H168V185H166ZM24 187H25V189H24ZM87 189H86V188ZM117 187H119V188H121L122 186H119V184H118V186ZM143 188V187H142ZM144 188H146L145 186H144ZM169 188V187H168ZM28 189H29V187H28ZM31 189V188H30ZM70 189L72 190L73 189V192L70 194ZM141 189V188H140ZM242 189H244V188H242ZM246 189V188H245ZM252 189V188H251ZM5 190V189H4ZM24 190V191H23ZM32 190V189H31ZM126 190V195L127 196H130V197H128V198H126L125 199V197H124V195H122L123 196V198H124V201L123 202H121V203H123V206H124V210L122 211V206L120 207V210L118 209V210H115V211H113L112 212V210H111V212H108V210H107V213H109V214H115L116 212V214H118L119 216H117V215H115L117 218H121L120 220H123V222L125 221V222H128L129 224H131V227L130 226H128L129 228H127L126 227V229H124L123 228V230L122 231H120L121 232V234L123 235V236H125L124 237V241H126V245L124 246L125 247V249H126V247H127V249H129V253H134L135 255L132 257V258H134V259H139V257H143L144 258V260H145V258H147L146 259V261L148 260V264H156V263H160L161 264V262L159 261V259H162V257L160 256V258H158L157 259V256L160 254V252L165 248H168L167 246L171 243V241L173 240L175 243H176V239H178L179 237L178 236H180V228L182 227V226H184L183 224H184V221H185V218L184 217H186L187 215H188V213L187 212H185L184 213V211L185 210H181V213H180V220L181 221H179V220H176L175 219V216L173 215L172 216V213H171V210L169 209V213H171V214H167L168 212H166L165 213V211H168V210H165V211H162L161 210V212L162 213H159V211H158V213H157V210L154 212L153 211V207H151V209H152V213H151V211H150V209L146 206L147 205V203H148V200H150V199H147L148 197H145L147 200H143L142 198H140L139 196V193H138V191L137 192H135V190H133L134 192H132V190H131V192L128 190V189H125ZM166 190H167V188H166ZM170 189H168L167 191H169ZM254 190V189H253ZM256 190V189H255ZM29 191V193H30V196H32V194H31V192H30V190H28ZM166 191V192H167ZM239 191V192H238ZM33 192V191H32ZM36 192V191H35ZM76 192V198H78L77 200L75 199V198H71V196L73 195V193H75ZM140 192V191H139ZM143 192H144V194H145V192L146 191H144L143 190ZM23 193V194H22ZM51 193H53L52 194V197L53 198H55V199H53L50 195H51ZM67 193V194H66ZM87 193V192H86ZM84 194V195H87V194ZM138 193V194H137ZM35 194V193H34ZM134 196H133V195ZM137 194V195H136ZM141 194L143 195V193H142V191H141ZM176 194V193H175ZM178 194V193H177ZM190 194V195H191ZM23 195V196H22ZM37 195V194H36ZM66 195H69V197H70V200L67 202L66 201ZM71 195V196H70ZM75 195V194H74ZM84 195H82V196H84ZM146 195V194H145ZM144 195V196H145ZM191 195V196H192ZM244 196V197H242V196ZM259 195H261V196H259ZM35 196V195H34ZM38 196V195H37ZM81 196V198H83ZM89 196V199L90 200H93V199H95L96 198V196H95V194H89L88 195ZM133 196V197H132ZM137 196V197H136ZM257 196H259L260 197V199H258L259 197H257ZM24 197V198H23ZM73 197H75V196H73ZM26 198H27V196H26ZM25 198V199H26ZM31 199H35L34 197H30ZM30 198H28V200H29V202L28 203H31L32 202V200L30 201ZM50 198H51V200L53 201H51L50 200ZM140 198L142 201H144L145 202V204L144 205H142V206H140L141 208L140 209H137V208H135V206H134V204L135 203H137V202H139V201H137L138 199ZM137 201H135V200ZM151 199H153V198H151ZM246 199H248L249 200V202L246 200ZM75 200V201H74ZM82 200V199H81ZM80 200V202H82ZM120 200H122V199H120ZM154 200V199H153ZM14 203V205H16V206H14L13 204H12V202ZM49 202V203H48ZM52 202V203H51ZM141 202V201H140ZM147 202V203H146ZM152 202V201H151ZM27 202H26V204H28ZM55 203V202H54ZM203 203V202H202ZM32 204H33V202H32ZM53 204V205H52ZM86 204H88L89 205V203H85V204H83V205H86ZM219 204H220V207H218L219 206ZM216 205H218V206H216ZM33 206V205H32ZM126 206V207H125ZM210 206V207H209ZM54 207V208H53ZM86 207H87V210H88V206L86 205ZM118 207V208H119ZM145 207V208H144ZM146 207H147V209L150 211L149 213H148V211L146 210ZM218 207V208H217ZM24 208V207H23ZM89 208H91L90 206H89ZM142 208H143V210H142ZM196 207H194V209H195ZM116 209V208H115ZM183 209V208H182ZM197 209V208H196ZM195 209V211H197ZM12 210V209H11ZM20 210V211H19ZM23 210V211H22ZM138 210V211H137ZM50 211V212H51ZM89 211L94 215V217H93V215L91 214V222H94V220L95 219H97L98 218V210H97V208H93V209H89ZM110 211V210H109ZM122 211V212H121ZM145 211H147V212H145ZM8 212V211H7ZM18 212V213H17ZM25 212V211H24ZM59 212V211H58ZM86 212V211H85ZM84 212V214H86ZM90 212H88V213H90ZM94 212L96 213V215L94 214ZM126 214H125V213ZM139 212L141 213V214H139ZM142 212H144L145 214H143ZM183 212V213H182ZM213 212H215V211H213ZM216 212H220V211H216ZM15 213H14V217H15ZM53 213V214H54ZM106 213V212H105ZM151 213V214H150ZM164 213L165 214H167V215H164ZM52 213H50L49 215H48V218H49V216L51 215ZM80 214H82V213H80ZM109 214H106L107 216H105V219H106V217H110V216H108ZM123 214V215H122ZM147 214H150V215H147ZM154 214V215H153ZM159 214H160V216H159ZM195 214H196V212H195ZM199 214L200 213H198V214H196L197 215V217L195 218V219H197L198 221L200 220L201 221V224L203 223L202 221L203 220H201L199 217H201L202 218V216H201V214H200V216H199ZM225 214V213H224ZM27 215V214H26ZM71 215H69V216H71ZM139 215H141V217L139 216ZM144 215V216H143ZM152 215V216H151ZM157 215V216H156ZM19 216H20V214H19ZM78 216L80 217V215L78 214ZM78 216L76 215L75 217H77L78 218ZM146 216H149V217H146ZM153 216H155V217H153ZM165 216V217H164ZM168 216V217H167ZM195 216V215H194ZM199 216V217H198ZM23 216L21 215V218H22ZM27 217H28V215H27ZM51 217V216H50ZM54 217H51V218H54ZM139 217H140V219H139ZM144 217V219H142V221L143 222H141V221H138V220H141V218H143ZM146 217V218H145ZM263 217V218H262ZM2 218V217H1ZM19 218V217H18ZM50 218V219H51ZM99 218H100V216H99ZM223 218V217H222ZM245 218H247V220L245 219ZM20 219V218H19ZM49 219V220H50ZM1 220V219H0ZM10 220H11V218H10ZM13 220V219H12ZM47 221V222H49V223H51L52 224V222L54 221L55 222V219L53 220V221ZM52 220V219H51ZM59 221V219H56V221ZM100 220V219H99ZM107 220V219H106ZM105 220V221H106ZM184 220V221H183ZM196 220V224H195V222H194V224H195V226L197 225V221ZM258 220V221H259ZM58 221L57 222H55V223H57V225L58 224H60V221H59V223H58ZM104 221V219H103V225L104 224H106L108 221H106V223H104L105 222ZM221 221H224V219H222ZM26 222V221H25ZM25 222H22V223H20L19 221H18V223L22 226H20L21 227V230L23 229V232H24V230H25V228H26V224L27 223H25ZM54 222H53V224H54ZM138 222H141V224L140 223H138ZM249 222V224H247ZM17 223V224H18ZM101 224H102V221L100 222ZM198 223H200V222H198ZM18 224V225H19ZM52 224V225H53ZM252 224V223H251ZM2 225V224H1ZM4 225H6V224H4ZM8 225V224H7ZM9 225H11V223H9ZM9 225L8 226H3L4 228H5V230H3V228L2 227H0V231H2V233H3V231H6V229L8 230V231H6V232H10V233H6V232H4L3 234L0 232V235L2 236V243H3V245H2V247L0 248V264H1V262H2V264H18V262L16 261V259L18 258V256H17V251H16V245H14L15 244V242H13V238H14V236H13V234L11 235V233H13V232H11L12 231V229L14 228V224H12V225H14L13 226V228L10 226V229H9ZM26 225V226H25ZM107 225V224H106ZM105 225V226H106ZM139 225V226H138ZM140 225L143 227H140ZM54 226H56V225H54ZM53 226V227H54ZM94 226V225H93ZM93 226H92V228H93ZM109 226V225H108ZM108 226H106V227H108ZM123 226V225H122ZM198 227H201L200 225H197ZM196 226V229H200V228H198ZM250 226V227H249ZM8 227V228H7ZM25 227V228H24ZM94 227H96V226H94ZM101 228L103 227V226H100ZM2 228V229H1ZM12 228V229H11ZM99 228V227H98ZM104 228V227H103ZM183 228V227H182ZM15 229V228H14ZM14 229H13V231H14ZM56 230L58 229L59 231H60V227H59V225H58V227H56L55 228ZM97 228H93V230H96ZM236 229V230H235ZM98 230H100V228L98 229ZM197 230V231H198ZM26 231V230H25ZM83 233V232H82ZM81 233V237L82 238H85V234H82ZM23 234H26L25 232L23 233ZM13 236V237H12ZM25 236V235H24ZM87 236V235H86ZM36 237H38V236H36ZM78 237V238H77ZM76 238L77 239H79L80 237L79 236H77ZM117 236H115V238H116ZM178 237V238H177ZM176 238V239H175ZM238 238V237H237ZM236 238V239H237ZM33 239H34V237H33ZM85 239H87V238H85ZM85 239H83V240H85ZM175 239V240H174ZM34 240H36V239H34ZM38 240H39V237H38ZM112 240H113V238L111 237V236H109L108 237V239H105V238H102L101 240H100V242H98V244H99V246H96V245H94V247L93 246H91L90 247V245H88V243H87V245H86V240H85V245H83V253H82V255H83V257H82V264H93L92 263V261H94V259H95V256H96V253L98 252V251H103V252H105L106 253V247H107V245H109L107 248H109V247H112L111 246V242H112ZM171 240V241H170ZM180 241V240H179ZM43 242V241H42ZM170 242V243H169ZM38 243V242H37ZM169 243V244H168ZM101 244V245H100ZM114 244V243H113ZM172 244H174V243H172ZM171 244V245H172ZM43 246H44V249L42 248L40 251V253H41V256L42 257H49L53 252V250H54V243H51V241H48V242H45L44 244H43ZM105 246V247H104ZM170 246V245H169ZM183 246V245H182ZM181 246V248H183ZM51 247H53V248H51ZM130 247V248H129ZM171 247V246H170ZM172 247H173V249H174V245H172ZM180 247V246H179ZM181 248H179V249H181ZM171 249V248H170ZM80 250H81V246H80ZM107 250H110V249H107ZM172 250V249H171ZM27 251H30L31 252V249H28V250H23V253L24 254H26L25 256H26V258H27V260H25V263L27 262V261H31V264H35L33 261L35 260L34 258H36V261L41 257H39V255L37 256H33L34 258H32V259H34L33 261H32V259L30 258H28V254L30 255V253L28 252V254H27ZM165 251V250H164ZM173 251V250H172ZM183 250L181 249V252L180 251H174L175 253H174V256H173V258H172V260L170 259L169 260V258H168V260H167V258H165L166 260H164V259H162V264H170L171 262L173 263V264H193L192 262H191V260L188 258L189 256H187V254L185 253V252H182ZM52 252V253H51ZM159 252V253H158ZM163 252V251H162ZM180 252V253H179ZM21 253V252H20ZM47 253H50V255H48ZM105 253H103V254H105ZM127 253H128V251L126 250V252H125V254H124V256H122L123 257V264H130L129 262H127ZM172 253V252H171ZM150 255L151 257L149 258V256H147V255ZM158 254V255H157ZM173 254V253H172ZM233 254V253H232ZM54 256H55V258L57 257V260L54 258V256L52 257V255H51V257L52 258H54L55 259V262L54 261H50V264H51V262L54 264H57L56 263V261H58L59 259H58V255L57 254H53ZM57 255V256H56ZM93 255H95V256H93ZM98 255V254H97ZM171 255V254H170ZM31 256V255H30ZM29 256V257H30ZM99 256V255H98ZM145 256H147V257H145ZM167 256H169V255H167ZM233 256V255H232ZM15 257H17V258H15ZM38 257V258H37ZM41 257V258H42ZM50 257V260L52 259ZM159 257V256H158ZM260 258V256L259 255H257V256H255V258ZM262 257V256H261ZM25 258V259H26ZM46 258V259H47ZM98 257H96V259H97ZM254 257L252 258V259H255ZM257 258H256V260H252V259H248L249 260V262H248V264H257V261L259 260V258H258V260H257ZM19 259V258H18ZM29 259V260H28ZM96 259H95V262H96ZM261 259V258H260ZM53 260V259H52ZM100 260V259H99ZM99 260H98V262H99ZM155 260V261H154ZM164 260V261H163ZM247 260V261H248ZM16 261V262H15ZM44 261H45V259H44ZM158 261V262H157ZM166 261V262H165ZM171 261V262H170ZM33 262V263H32ZM60 261H58V264H60L59 263ZM144 262V261H143ZM143 262L141 263L140 262V264H143ZM165 262V263H164ZM25 263H22V264H25ZM171 263V264H172ZM27 264H28V262H27ZM29 264H30V262H29ZM230 264H241V261H240V259H237V258H234L233 260H232V262H230Z\"/></svg>",
	"mask_w": 264,
	"mask_h": 264
},
{
	"label": "bare ground",
	"instance_id": "obj_2",
	"mask_svg": "<svg viewBox=\"0 0 264 264\" xmlns=\"http://www.w3.org/2000/svg\"><path fill=\"white\" fill-rule=\"evenodd\" d=\"M28 2L29 4H30V6L32 5V7H33V5L36 3V5H38L37 4V0H21V2ZM103 1L104 0H96V2L95 3H97V4H95V6H90L89 7V5L88 6H84V9L86 10V11H84V12H86L87 14H86V16L88 15V13H89V15L87 16V17H90V18H86L85 16V18H86V22H85V25L88 23V21L90 22V23H88V25H86V27H83V29L82 28H80V26H82L81 24H80V26H76V24H75V26L77 27V30H78V32H77V34H76V31H75V34L73 33V35L71 34V36L69 37V38H71L72 40L70 41V39L68 38V41H70V43H72V42H74L73 43V45H74V47L76 46L75 45V43L77 44H81L80 46V48H82V45L85 47L84 49H86V48H88L89 46H90V49H91V47H92V49L94 50V51H90V50H88L89 52H90V54L87 52V51H85L84 53L86 54V52H87V54L89 55V56H91L89 59H87V56H86V59L85 58H83V57H85V56H82L81 55V53L83 54V52L81 51V53L80 54H78L77 56H75V54L73 53V49L71 48V47H73V45L71 46V44L66 40L67 38L65 37V33L66 34H68V32H66V31H71V30H66V29H64L63 27V24H64V21L63 20H65V19H61L62 17L60 16V17H58V16H54V15H52L51 16V14H48V12H47V14L46 13H43L42 11L43 10H41V12H40V15H42L43 17H44V19H42L43 21H44V32H42L43 34H45V35H47V34H49L50 32H52L53 30H55V29H57V32H58V34H59V36H61V37H58V38H61V41L60 40H58V41H60L61 43H59V45H60V47H61V52H62V50H63V52L65 51V53L67 54L66 56H69V57H71L72 58V60L74 61H71V62H73V63H77V65H78V67L79 66H81L80 68H82V69H86V68H88V69H90V71H92V72H94V73H96V75H99L100 74V76H101V74H103L102 75V78H103V81H104V78L107 76V80L109 79L108 77H109V75H108V73H111V74H113V73H116L114 76H115V78H116V76H118V74H119V76L122 74V76H123V78H121V76H120V78H121V80H120V78L118 79V78H116L115 80H120V82H125V84H126V86H128L129 88H130V90H132L134 93L135 92H137V93H135L137 96H140L139 94H141V92H142V94H141V96L140 97H138V100H139V98H140V100L138 101V107L139 106H141V108L143 109V107L142 106H147L146 108L148 109L152 104H153V106H154V103H155V105H156V102L158 101L159 102V100H160V104L159 103H157L158 104V106H157V110L156 111H158V113L156 112H153V111H155V110H152V112L151 111H149L150 113H152L153 115H157V116H161L162 118L161 119H165L166 121L167 120H169L170 121V125H172V128H173V130H174V128H175V132H179L178 134L180 135V136H185V137H191L192 138V136H194L195 138H197V136L199 135V133L200 134H203V135H201L202 137H200V136H198V141L199 142H201V144L202 145H200L199 147V149L198 150H196L197 152H193V154H196V153H198V154H196V156L194 155H190V157H192L193 158V160L192 159H190L192 162V164H193V162H194V164H195V162H198V166H197V163H196V165H193V166H196L195 168V170L199 173V174H203V173H205V172H207L208 170H210L211 171V169H213V170H216L217 171V169L218 168H220V167H222L223 165L222 164H226V163H229L230 162V164H232L233 166H232V168L235 166V168L236 167H240V169H242V167L243 168H245L246 169V165L245 164H247V163H249V162H251L252 161V159L250 160V158H247L248 156H246V154H247V152L244 150V148L246 147H244L243 146V144H245V143H243V138L241 137V136H239V135H237V136H235L234 134H232L233 132H229L228 130L226 131V130H223V131H220L219 129H215L216 128V126L214 125L212 128H210V126L209 125H206L204 128H205V130L203 129V130H201V128H203V127H200V126H203V125H205L207 122H208V120L209 119H207V118H204V120H205V123L203 122V120H202V122L203 123H201V125L199 126V132L197 133L196 132V134L194 133V132H191V131H189L188 129H186L184 126H183V124L184 123H186V122H183L182 120H185V119H182V118H184V115L182 116V114H181V116H179V115H177V113H176V115H174V110L176 111L177 109L179 110V109H181L182 108V106H183V108H185L184 107V105H181V103L179 104V101H186L187 100V105H190V104H192L193 102H194V99H195V97H197V95H196V91H195V89L198 87V88H200L201 86L203 87L204 85H203V83L205 84V82H203L204 81V79H203V77L201 78L200 76H201V73H200V75H198V73L196 72V70H194V71H192L191 73H195L194 75H192V76H187V77H189L190 79L188 80L187 79V77H186V74H182V78H184L183 77V75H185V77H186V82L188 83L189 81H192V83L191 82H189L188 84H185L186 82H184V84L187 86L185 89H183V91L186 93V95H187V97H186V95H184L185 93H183V95H184V97L183 98H179V97H177V98H179L178 100H177V98H176V100L174 101V99H175V96L176 95H178V93L179 94H181L180 92L182 91L181 90V88H180V90L178 89V85L180 86V77H178V79H177V76H179V74L178 75H176L175 73H173V72H171V70L173 69L172 68V66L173 65H171V63H173L174 61H176V62H178L177 60H181L182 58H180V57H182L183 55L182 54H185V53H179V54H172V55H174V56H172V57H175V58H170V60H171V63L169 62H165V60H164V64H163V66L164 67H162L161 66V64H160V66H159V63H157V62H159V58L160 57H158V58H156V60L153 62V64L155 65V67L157 68L156 69V72L157 71H159V75H160V73H161V83H159V84H157L158 82H154V81H152V79L150 80L149 78V84L151 85H149L148 84V81H145V80H147V79H145V80H142V78H140V76L138 77V75H140V74H137V79L135 78L136 77V75L134 76V71H135V69H137V71L139 70L140 72L139 73H141V75L145 72V68L146 67H144V69H142V65H140L139 66V64L138 63H136V65L134 64V66H129V65H131V64H125L126 63V61L124 62V63H122L121 61L119 62L118 60H120V59H117V61L115 60V59H111L112 58V56L111 57H108L110 54H111V51L113 52L114 50V52H116V53H118V51H119V53H121V52H123V51H121V50H125V51H127L128 49H130V50H132V52H134V51H136L135 53L137 54V52H140L143 56H145V55H147V56H150V58L151 59H153V57L156 55L157 56V54L159 53H155V54H153V53H151L150 52V50L149 49H144L143 47H145V46H142V45H138V44H140V43H142V41L143 40H145V38L147 37V31H149V28H148V26H146V25H150V23H153V22H155V21H157V25L156 26H154L153 24V26L154 27H152L151 26V28H155L157 31L156 32H158V34H159V31L158 30H161L162 31V28L160 27V26H162V23H164L165 21H168V20H166L167 18L169 19V18H171L170 20H174L173 22H172V24H170V23H167L168 25L170 24V25H172L171 27H173V26H176L177 24L176 23H180L181 22V24H178V29L176 28V30H173V35L175 34V39H179L180 38V36L184 39L185 37H187V38H190L189 39V41H192L193 40V42L195 41V42H197V43H202L203 42V39H201V37L202 36H200L201 35V31L199 30V27H196V29H195V26L197 25V26H199L200 24H202L203 23V25H209V24H218L219 26H220V24H221V27L223 26V27H229L233 32H235L236 33V31H238L236 28H238V27H234V26H236L239 22H236L237 20H241V15L239 14H235L236 13V11H238L237 9L238 8H235V6H233L232 5V3L231 2H233V0H231V2H230V0H186V1H184V2H182V1H179V0H107L106 2H110V4H108V5H104L103 4ZM158 2V4H157V2ZM196 1V2H195ZM264 1V0H263ZM262 0L261 1H258V3L259 2H262V3H260L261 5H263V2ZM22 2V3H23ZM106 2L104 1V3L106 4ZM160 2V3H159ZM182 2V3H181ZM178 3L180 4V5H178ZM234 3H236V2H233V4ZM24 4V3H23ZM86 4V3H85ZM111 4H115L114 6L116 7H113V5H111ZM158 5V6H156V7H158V9L156 8L155 9V5ZM110 5V6H109ZM128 5H130L129 7H128ZM235 5V4H234ZM260 5V7H264V6H261ZM35 6V5H34ZM108 6L111 8V6L113 7V9L111 8V9H109L108 8ZM123 6L126 8H128L129 9V11L130 10H132L133 12H134V14L136 15L135 16V18H137V19H132L133 17H134V15H133V12H132V14L131 13H129V14H127L126 16L124 15V16H122V18L123 17H131L132 16V18H130L131 19V21L129 20L128 21V19H125V20H122V18H120V19H118L119 17H121V14H126L127 12H128V9L126 8L125 10L127 11L126 13L124 12V13H119V12H123V11H125V10H123ZM32 7H30L31 9L29 10L31 13H27L26 15H25V17H20L19 16V18H18V16H13V19H17L14 23L16 24H12L11 23V18H12V16L11 15H9L8 13H2V17H0L1 18V20L3 19V21H2V23H4V24H2V25H4L3 27H2V25H0V27H1V30H2V32H3V34H7L8 32H9V30L10 31H13L12 30V28H15L14 26H16L17 28H15V30L13 31V32H10V33H8V35L9 34H11L12 33V35H13V33L15 34V35H11V36H9V38L11 37V40L9 41L8 39V42H6L7 40L5 39V38H3L2 39V41H4L3 43H2V46L0 45V55L2 56V58L4 57V59H6V58H8V56L9 57H11L12 56V60L14 61V68H12L13 67V65H11L13 62L12 61H10L11 62V64H9L8 66H10L12 69V71L10 70V72L11 73H13V74H11L10 73V76H8V74L9 73H4V76H8V78H7V81L9 82L10 81V83H9V85L6 83V85L5 84H3V85H5V89H3L2 90V88H4V86L3 85H1V86H3L2 88H1V90H0V116H2L3 114V103H5V102H12V100H13V97L15 98V99H17L18 98V96H20L19 94L21 93V92H23V90H29V86H27L28 84L25 82L26 81V78H27V76H29V74H28V72H30V70L32 69H37L39 66H41L42 65V63H40V62H38L37 63V61H39L38 59L40 58V60L42 61V62H45L47 59H48V57H47V55H48V53H43V52H41V50L42 49H40V51H38V49H34L35 47H32L28 42H30V40H29V32H30V30H31V28H32V21H31V19H33L32 18ZM88 7V8H87ZM92 7V8H91ZM130 7H131V9H130ZM175 7V8H174ZM233 7V8H232ZM34 8V7H33ZM36 8H37V6H36ZM38 8H40L41 9V7H38ZM87 8V9H86ZM40 9H38V10H40ZM62 9V8H61ZM150 9H153V10H155V11H157V12H153V10H150ZM261 9H263V11H262V16H260V18H258L257 20L255 19V24L254 25H252L253 26V32L255 33V35H260V36H263L264 37V8H261ZM115 10V11H114ZM58 11H59V9H58ZM57 11V12H58ZM60 11H62V10H60ZM59 11V12H60ZM97 11V12H96ZM170 11H173V12H170ZM39 12V11H38ZM45 12V11H44ZM56 12V15L59 13H57ZM91 12V13H90ZM95 13L96 15L95 16H97L96 18H101L100 19V22H101V24L103 25L104 23H105V25H106V22H107V25L108 24H111L110 26L112 27L111 29H112V33L113 34H118L117 35V37H115L116 35H114L113 37H115L114 39H113V37H110L111 35H107V36H104L102 39H104V40H102L101 38H99L100 40H98V38H96V35H95V31H93V23H95V22H93L92 20L94 19V21H98L99 19H97L96 20V18H94L93 16H92V13ZM42 13V14H41ZM73 13V12H72ZM238 13H240V12H238ZM31 14V16H28V15H30ZM50 15V16H49ZM59 15V14H58ZM60 15H61V13H60ZM94 15V14H93ZM168 16V15H170V16H168L167 18H165V16ZM101 16H104V18H103V20H102V17ZM118 16V17H117ZM240 16V17H239ZM15 17V18H14ZM42 17V18H43ZM57 17V18H56ZM93 17V18H92ZM114 17H116V18H114ZM127 17V18H128ZM152 17V18H151ZM239 17V19H237ZM141 20V21H139V19ZM77 19V18H76ZM76 19H74L75 20V22H77L78 21V19L76 20ZM84 19V18H83ZM177 19V20H176ZM88 20V21H87ZM127 20V21H126ZM144 20H145V22H144ZM148 20V21H147ZM149 20H152V21H149ZM165 20V21H164ZM68 21V20H67ZM70 22H71V20H69ZM164 21V22H163ZM70 22H67L68 24L70 23ZM93 22V23H92ZM99 22V23H100ZM109 22V23H108ZM147 22V23H146ZM161 24H160V23ZM196 22V23H195ZM81 23H83V21L81 22ZM154 23V24H155ZM182 23H183V26H180V25H182ZM200 23V24H199ZM9 24H11L12 25V27H10V25ZM21 26H20V25ZM71 24V23H70ZM73 24V23H72ZM129 24H131V28H133V26H134V29H132L131 30V28H130V25ZM132 24H133V26H132ZM176 24V25H175ZM8 25V26H7ZM64 25H66V24H64ZM84 25V24H83ZM84 25V26H85ZM165 24H163V26H164ZM239 25V24H238ZM237 25V26H238ZM19 26V27H18ZM68 26H70V25H67V27ZM90 26V27H89ZM127 26H129V27H127V28H129V29H127L126 27ZM159 26V27H158ZM22 27H24V28H22ZM57 27V28H56ZM72 27H73V25H72ZM87 27H89V28H87ZM103 27V26H102ZM21 28H22V30H21ZM29 28H30V30H29ZM55 28V29H54ZM74 28V27H73ZM84 28H86V29H84ZM92 28V29H91ZM159 28H161V29H159ZM174 28V27H173ZM174 28V29H175ZM17 29H19V30H17ZM63 29H64V32H63ZM75 29V28H74ZM87 29H89V31H87ZM114 29V30H113ZM148 29V30H147ZM154 29V30H155ZM165 29H168V27L166 28V27H164V32L166 31ZM4 30V31H3ZM66 30V31H65ZM83 31V32H86V34H89V32H90V36H89V40H87L88 39V37L87 38H85V40H84V36H86L85 35V33L83 34L82 32H80V31ZM86 30V31H85ZM105 32H107L108 33V28L106 29V26H105ZM107 30V31H106ZM138 32H140L141 34H142V36H144L143 35V33H144V31L143 30H145L146 32L144 33L145 34V36L144 37H140V40L141 41H139V37H134V36H138V34L141 36V34L140 33H137V31ZM153 30V31H154ZM172 28L170 29L169 28V32L168 31H166V32H168L169 33V35L167 36L166 34V36L167 37H165L167 40H171V41H174L175 43H177L176 41H175V39H173V37H171L172 36ZM189 30H191V32L189 31ZM28 31V32H27ZM72 31H74V30H72ZM114 31V32H113ZM134 31H135V33H137V34H134ZM188 31H189V35L190 36H187V34H188ZM47 32H49V33H47ZM92 32V33H91ZM93 32H95V33H93ZM185 32V33H184ZM28 35H26V34ZM72 33V32H71ZM79 33V34H78ZM109 33H110V31H109ZM155 33V32H154ZM154 33L152 34V35H154ZM253 33V34H254ZM2 34V35H3ZM82 34V35H81ZM97 34V33H96ZM122 34V35H121ZM163 34V32L161 33V35ZM177 34H179V35H177ZM181 34V35H180ZM186 34V35H185ZM26 35V36H25ZM69 35H70V33H69ZM79 35H81L80 36V38H78L79 37ZM84 35V36H83ZM124 35V36H123ZM129 35V36H128ZM157 35V33L155 34V36ZM160 35V36H161ZM164 35V36H165ZM177 35V36H176ZM15 36V37H14ZM110 38H109V37ZM126 36V37H125ZM128 36V37H127ZM158 36V35H157ZM179 36V37H178ZM185 36V37H184ZM191 36H193V37H191ZM27 39H26V38ZM92 37V38H91ZM95 37V38H94ZM107 37V39H105ZM163 37V36H162ZM169 37V38H168ZM90 38L91 39H93V40H95V39H97L98 40V44L97 43H95L97 40H95V42L94 43H92L91 41H90ZM136 38H138L137 40H138V44H134V42L136 41ZM165 38H164V40H165ZM182 38L181 39H179V40H182ZM187 38L185 39V41H187ZM204 38H205V36H204ZM210 38V37H209ZM82 40V43H79V40ZM110 39H111V41H110ZM163 39V38H162ZM208 39V38H207ZM6 40V41H5ZM26 40V41H25ZM92 40V41H93ZM132 40H135L134 42L132 41ZM213 40V39H212ZM78 41V42H77ZM86 43H85V42ZM208 41V40H207ZM215 41V40H214ZM81 42V41H80ZM84 42V43H83ZM88 42V43H87ZM133 42V43H132ZM140 42V43H139ZM164 42V41H163ZM179 42V41H178ZM182 42H184V41H181V43ZM210 42H211V39H210ZM212 43V45L214 44L213 42H211ZM216 43V42H215ZM219 43V42H218ZM218 43H217V46H214V47H207L208 45H204V42L202 43V46H201V44H199L198 46H200V50L202 51V52H204V53H206V55L207 54H209V55H214V57L215 56H221V55H224L225 56V54H227V52L228 51H226L227 49L225 48L227 45H224V43L222 44L221 43V45H218ZM89 44V45H88ZM164 44H165V42H164ZM206 44V43H205ZM220 44V43H219ZM234 44V43H233ZM133 45H136V47L135 46H133ZM216 45V44H215ZM232 45V44H231ZM235 45V44H234ZM234 45H232V47H234ZM138 46H142V48L140 49ZM155 46V45H154ZM154 46L152 45V48H154ZM219 46V47H218ZM238 46V44H236V46L234 47L235 48V50L237 49V50H239V51H237L236 50V52H239V53H242V51H244V50H240V48L239 47H237ZM73 47V48H74ZM93 47H95V48H93ZM115 47V48H114ZM137 47H138V49H137ZM158 47V46H157ZM224 47V48H223ZM228 47V46H227ZM229 47H230V45H229ZM232 47H230L231 49H233ZM237 47V48H236ZM135 50H134V49ZM159 48V47H158ZM27 49V50H26ZM83 49V48H82ZM81 49V50H82ZM89 49V48H88ZM127 49V50H126ZM198 49H199V47H198ZM225 49V50H224ZM139 50V51H138ZM148 50V51H147ZM156 50V49H155ZM158 50V49H157ZM175 49L173 48V51H174ZM199 50V51H200ZM79 51V50H78ZM121 51V52H120ZM129 51V50H128ZM247 51L248 50H246L245 49V51L244 52H246L247 53ZM250 51V50H249ZM36 53V55L34 54L33 56L35 57V56H37L38 57V55H39V57L36 59V62H35V60L33 59V57H32V54L31 53ZM39 52H41V54L39 53ZM80 52V51H79ZM103 52V53H102ZM105 52H107V53H105ZM108 52H110V53H108ZM147 52H149L150 53V55L147 53ZM171 52V51H170ZM175 52V51H174ZM31 54V55H28V54ZM43 53V54H42ZM78 53V52H77ZM100 53H102V54H100ZM140 53H138L137 54V56L138 57H140L141 55H140ZM203 53V54H204ZM225 53V54H224ZM245 53V54H246ZM249 53V52H248ZM262 53H264V52H262ZM261 53V54H262ZM38 54V55H37ZM106 54V55H105ZM109 54V55H108ZM114 54V53H113ZM124 54V53H123ZM130 54H132L131 52H130ZM129 54V55H130ZM136 54H133V56L135 55V57H137L136 56ZM160 54V53H159ZM158 54V55H159ZM11 55V56H10ZM46 55V56H45ZM108 55V56H107ZM120 55V54H119ZM125 55V54H124ZM127 55V54H126ZM152 55V56H151ZM169 55V54H168ZM188 54L186 53V55L185 56H187ZM242 55H243V53H242ZM0 56V57H1ZM50 56V55H49ZM143 56H141L140 57V60H141V58H144ZM146 56V57H147ZM189 56V55H188ZM185 57V59L186 58H189V57ZM192 56V55H191ZM241 56V55H240ZM240 56H239V58H240ZM262 56V55H261ZM6 57V58H5ZM46 57H47V59H46ZM78 57H81V58H78ZM108 57V58H107ZM127 57H130V56H127ZM227 57V56H226ZM244 57V56H243ZM30 58H32L33 59V61L32 60H30ZM36 58V57H35ZM71 58H69L70 60H71ZM83 58V59H82ZM114 58V57H113ZM183 58H184V56H183ZM193 58V57H192ZM241 58H242V56H241ZM241 58H240V60H241ZM3 59V61L2 62H4L5 60ZM10 59V60H11ZM135 59V58H134ZM139 59V58H138ZM158 59V60H157ZM175 59V60H174ZM177 59V60H176ZM222 59H224V62H225V58H223L222 57ZM221 59V61H223ZM7 60V59H6ZM9 60V59H8ZM50 60V59H49ZM162 60V59H161ZM174 60V61H173ZM184 59H182L181 61H183ZM227 60V62H225V64L224 63H222L224 66H222V68L224 69L223 70V72H225L227 69H229V71H226L225 73H223V74H221V75H223V77L225 78V80H224V78L223 77H221L225 82H226V80H227V82L228 83H230L229 85H228V87L227 88H225L226 89V92H228L229 91V93H226V92H224L225 90L223 89L224 88V86H225V83L224 84H221L219 81H218V79H217V81L219 82V84H218V88H216L217 86L215 85L214 87L212 86L211 88H209L210 86H209V83L208 84H206V86L204 87V88H207L208 90H210V91H212L213 93H215L216 95H218L219 97H218V102H217V104L218 105H216L215 107H217V109L215 110L214 109V106H212L213 108V110H215V115L217 116V113H218V118L215 116V118H217V120H220V121H222L221 123L222 124H220V125H218L219 127L221 126L222 127V125L224 126L225 124L223 123L224 121V114L226 113V112H224V111H227L228 113H226V116H227V114H230V112L231 111H234V110H236L235 108H237L236 106H237V104L236 103H238L239 101H237L238 99H237V96L239 97V98H241L240 96H239V94H237L239 91L236 89V86H237V83H236V78H234L235 77V75L234 74H236V72H243V75H245L244 76V80H245V78H248V79H246L245 81H247V80H249V82L250 83H252L253 82V85H254V88H256V89H254V92L255 93H258L259 91H264V66L262 65V69H259L257 66H255L254 68H249L248 67V65L246 64V62L244 63V61H240V60H238L239 62H243L241 65H240V63L239 62H237L238 64H239V66H238V64H237V66H236V64L234 65L233 64V62H231V60H229V58L228 59H226ZM52 61V60H51ZM87 63H86V62ZM136 61V60H135ZM167 61V60H166ZM173 61V62H172ZM233 64V66H232V64L230 63V62ZM9 62V61H8ZM49 61H47V63H46V65H45V67H47V69L49 68V69H51V67H52V65H51V67H48L47 65H49V63H48ZM52 62H55L54 60L52 61ZM85 62V63H84ZM161 62V61H160ZM16 63V64H15ZM22 63V64H21ZM44 63V64H45ZM89 63V64H88ZM131 63H135L134 61H131ZM156 63V64H155ZM166 63H168V65H169V67H168V65L166 64ZM195 63V62H194ZM226 63H227V67H226ZM7 64V63H6ZM17 64H21V66L22 65H24V66H22V68L23 67H25V69L23 68V74L26 76H23L22 78H24V80H22L21 78H19V76L17 75L19 72L17 71L18 69H17V67H15ZM43 64V65H44ZM52 64V63H51ZM102 64V65H101ZM230 64V65H229ZM245 64V65H244ZM256 64H258V63H256ZM1 65V64H0ZM38 65V66H37ZM43 65L39 68L40 70H43ZM76 65V64H75ZM104 65H105V67H104ZM138 65V66H137ZM158 65V66H157ZM194 65H196V64H194ZM54 66V65H53ZM167 68H166V67ZM233 67V69H234V67H236L235 69H234V72L233 71H231V68ZM1 68L2 67H4V66H0ZM55 67V66H54ZM101 67V68H100ZM131 67V68H130ZM132 67H134L133 69H132ZM261 67V66H260ZM6 68V67H5ZM108 69V71H107V69ZM158 68H159V70H158ZM164 69L163 70V74L164 75H162V69ZM170 68V69H169ZM172 68V69H171ZM180 68H182L183 69V67H180ZM13 69H15L14 71H13ZM35 69V71H39V69L38 70H36ZM47 69H46V71H47ZM48 69V70H49ZM53 70H54V68H52ZM52 69L51 70H49V72L50 71H52ZM82 69H80V70H82ZM111 71H110V70ZM185 69V68H184ZM190 69V68H189ZM192 69V68H191ZM191 69H190V71H191ZM226 69V70H225ZM8 70H9V68H8ZM105 72H104V71ZM143 70H144V72H143ZM174 70V69H173ZM172 70V71H173ZM239 70V71H238ZM241 70H243V71H241ZM46 71L44 70V72L46 73ZM89 71V70H88ZM103 71V72H102ZM142 71V72H141ZM199 71V70H198ZM3 72H4V70H3ZM3 72L0 70V78H1V81H3L2 79H3ZM18 72V73H17ZM25 72H26V74H25ZM61 72H62V70H61ZM64 72H65V70H64ZM106 72H108V73H106ZM168 72V74H166ZM233 72V73H232ZM245 72V73H244ZM91 73V72H90ZM121 73V74H120ZM134 73V74H133ZM6 74V75H5ZM47 75H49L48 73H46ZM133 74V75H132ZM170 74L172 75V77L170 76ZM188 74H190L189 72H188ZM3 77H2V76ZM13 75V76H12ZM53 75H54V73H53ZM62 75V74H61ZM65 76H68L67 78H66V80L68 81V84H69V81H72L71 82V84H73V83H75V84H73V87H72V89H73V92H72V94L74 95V93L76 94V95H78V97H80V99H82V100H84L83 102V104L82 103H80V105H78L77 104V106L79 107V109L77 110V111H75L76 113L78 112V113H81V114H79L80 115V118H82V120H83V122L84 123H86V124H84V125H87V126H89V128H91L89 131H87V133H86V130H85V132H83V129L81 128V127H79V124H76V123H74L73 125H71L70 124V122H74L75 120H76V117L74 118V117H72V115L71 114H68L67 116H64L63 115V117H64V119H65V121H66V124H68V126L70 127V128H72V130H70L71 131V133H68L67 134V132H66V134L69 136L68 138H70V140H72L71 142H73V143H71V142H69V144H71V145H69V146H71V147H74L73 145H76L75 147H74V150H72L73 148H71V151L69 152L68 151V153H66V154H64L63 156L64 157H66V159H65V161L68 163L69 162V164L73 167V168H75L76 167V170H77V173H76V175H78L79 174V178H81V176H82V178H83V175H84V177L85 178H89V176L88 177H86L85 175L86 174H89V172H91L89 169H87L86 170V167L88 166L89 168H94V169H96L95 167H93L94 165L96 166V165H98L99 163H101L100 165H101V167L103 166V164H104V159H103V161H100V160H102V159H100V157H99V161H98V159H90V157L87 155L88 153H85V150H80L78 147L80 146V147H83L84 145V147H86V145L88 144V141H90L89 143L91 144V143H93V145H95L96 143H98V142H94V140H93V137H91V133H92V136H93V134H97L98 132H99V129L100 128H106V125L103 127V126H100V124L102 123V120L99 118V120H101V121H99L98 120V118H95L94 117V115L92 116V114H93V112H92V110H90V108H88L90 105H91V103L92 104H97V108H99V106L102 108H104V112L103 113H105L106 115H103L102 114V119L105 117L107 120L106 121H108V119L111 121L112 119H114L115 118V120H116V122H115V120H114V122L116 123H110V124H112V125H107V127H109L108 128V130L110 129V128H113L112 126L113 125H116V126H121L122 124H120V122H121V113H119V107L120 108H122L125 112L129 109V103H128V101H127V99H119L118 101H119V107L118 106H115L114 104H112L114 101L110 98H108V97H106L105 95H104V93H101L102 92V89H101V91H100V95L98 94H96V91L94 90V91H91V89H90V87H89V89L88 88H86V89H84L83 88V86H85V84L83 85L82 84V81H80V79H78V77H70L66 72H65V74H64ZM112 75V76H113ZM167 75V76H166ZM237 75V74H236ZM242 75V76H243ZM248 75V76H247ZM249 75H252V76H254V77H251L250 78V76ZM12 76V77H11ZM50 76V75H49ZM48 76V77H49ZM52 76V75H51ZM51 76H50V78H51ZM63 76V75H62ZM64 76V77H65ZM99 76V77H100ZM134 76V77H133ZM162 76H165V77H163L162 78ZM173 76H176V78L175 77H173ZM210 76V75H209ZM239 76V75H238ZM63 77V78H64ZM200 79H199V78ZM211 77V76H210ZM52 78H54V76H52ZM69 78H70V80H69ZM73 78V79H72ZM157 78V77H156ZM156 78L155 77H153V80L155 79V81H158V80H156ZM180 78V79H179ZM214 78V77H213ZM253 78V79H252ZM257 78V79H256ZM20 79V80H19ZM72 79V80H71ZM123 79V80H122ZM176 79V80H175ZM243 79V78H242ZM6 80V79H5ZM105 80H106V78H105ZM106 80V81H107ZM185 80V79H184ZM200 80L202 81V83L200 82ZM208 80H210V78H208ZM212 80V82H214L213 81V79H211ZM210 80V81H211ZM229 80V81H228ZM231 80V81H230ZM253 80V81H252ZM12 81V82H11ZM75 81V82H74ZM105 81V82H106ZM153 82V85H152V83H150V82ZM178 81V82H177ZM181 81H183V79L181 80ZM199 81V82H198ZM207 81V80H206ZM223 81V82H224ZM100 82H102V80L100 81ZM105 82H103V84L105 83ZM176 83L177 82V85H176V87H177V89L178 90H176L175 91V89L172 91L171 90V85L170 84H173V83ZM209 82V81H208ZM211 82V83H212ZM222 82V83H223ZM248 82V81H247ZM67 83V82H66ZM155 83V84H154ZM196 83H198V84H196ZM199 83H201V85L199 84ZM215 83H217L216 81H215ZM215 83H213V84H215ZM101 84V83H100ZM222 85V87H221V85ZM75 85H76V87H75ZM183 85V82H181V86ZM198 85V86H197ZM208 85V86H207ZM211 85V84H210ZM255 85H256V87H255ZM66 86V85H65ZM200 86V87H199ZM227 86V85H226ZM225 86V87H226ZM68 87V86H67ZM70 87V86H69ZM93 87V86H92ZM127 87V88H128ZM173 87V86H172ZM185 87V86H184ZM154 88H156V89H154ZM195 88V89H194ZM68 90H69V88H67ZM72 89H70V91L69 92H71L72 91ZM152 89L153 90H156V92H155V94H159V95H155L154 93H153V91H152ZM167 89H169V90H171V91H169V90H167ZM207 89H204V90H207ZM27 90V91H28ZM76 90V91H75ZM201 90V89H200ZM214 90V91H213ZM215 90H216V92H215ZM228 90V91H227ZM231 90V91H230ZM12 91V92H11ZM127 91V90H126ZM125 90L123 91H121V92H125V93H127ZM168 91V93H166ZM233 91V92H232ZM8 92H9V94L10 93H12V94H10L9 96L10 97H12V100L10 101V100H8L7 101V97L9 98V96H7L8 95ZM144 92H148V94L147 93H145V95H143L144 94ZM201 92V91H200ZM218 92V93H217ZM78 93V94H77ZM125 93H123V94H125ZM152 93V95L153 96H156V97H159L158 99L159 100H157V98H156V102H153L152 101V98H150V101H149V96L150 97H152L151 95H149V94H151ZM170 93V94H169ZM175 93H177L176 95H175ZM71 94V95H72ZM122 94V93H121ZM164 96H163V95ZM171 96V97H169V95ZM174 96H172V95ZM75 95V96H76ZM146 95H148V101H147V99H146ZM160 95H162L163 97H161ZM194 95H195V97H194ZM109 96V95H108ZM143 96H145V97H143ZM199 96H200V94H199ZM110 97V96H109ZM181 97V96H180ZM86 98H88V100L91 102H89L88 100H86V101H88L89 103H90V105L88 106V104H85V99ZM143 99V102H142V99ZM145 98V99H144ZM163 98H164V100H163ZM185 98V99H184ZM237 100H236V99ZM6 99V100H5ZM155 99V98H154ZM181 99V100H180ZM235 99V100H234ZM80 101V100H79ZM178 103H177V102ZM88 102H86V103H88ZM139 102H140V104H139ZM151 102V103H150ZM162 102H163V104H165L164 106H161V105H163L162 104ZM235 103V104H234ZM7 104V103H6ZM10 105H9V108H10V106H11V103H9ZM13 104V103H12ZM195 104V103H194ZM88 107H87V106ZM148 105H150L149 107H148ZM187 105H185V106H187ZM87 107L88 109H86L85 107ZM93 106V105H92ZM161 106V107H160ZM179 106H180V108H179ZM12 107V106H11ZM160 107V108H159ZM94 108V107H93ZM96 108V107H95ZM118 108V109H117ZM155 108H156V106H155ZM208 109L207 110H209V109H211V108H209V107H207ZM142 109H140L141 111H142ZM144 109H145V107H144ZM147 109H145L146 111H147ZM150 109V108H149ZM148 109V110H149ZM154 109V108H153ZM202 109H204V108H202ZM201 109V110H202ZM206 109V108H205ZM232 109V110H231ZM238 110H239V108H237ZM90 110V111H89ZM197 110L198 109H196V108H194V107H191V109H190V111H187L186 113H189V114H187L186 116H187V118H188V120H190L191 119V113H193V114H196V113H198L197 112ZM203 111V110H202ZM210 111V110H209ZM212 111V110H211ZM74 112V113H75ZM90 112H92V114L90 113ZM101 112V113H102ZM148 112V113H149ZM177 112V111H176ZM217 112V113H216ZM71 113H72V111H71ZM119 113V114H118ZM141 113H143V112H141ZM179 114V113H178ZM69 115H71V117L72 118H70V120H69ZM190 115V116H189ZM211 115H212V113H211ZM210 115V116H211ZM69 116V117H68ZM213 116V115H212ZM214 116H213V118H214ZM68 117V118H67ZM100 117V116H99ZM255 117V118H254ZM254 117H252L253 119H251L250 120V122H252L251 124L252 125H254V126H259V127H257V129H259V128H261V129H263L264 130V108H262L261 109V111H258V112H256L255 113V115H254ZM4 119L5 120V118L4 117H0V121H1V119ZM67 118V119H66ZM75 120H74V119ZM78 118V117H77ZM120 118V119H119ZM186 118V117H185ZM186 118V119H187ZM63 119V118H62ZM71 119H73V120H71ZM223 119V120H222ZM4 120H2L3 122H7V120L6 121H4ZM78 120V119H77ZM76 120V121H77ZM1 121V122H2ZM65 121H64V123H65ZM113 121V120H112ZM151 120H148V122H147V120H146V124H148V125H150L151 123H153V121L152 122H150ZM181 121L183 122V124L181 123ZM186 121V120H185ZM2 122V124L4 125V123ZM99 122H101L100 124H99ZM105 122V121H104ZM97 123H98V125H97ZM109 123V122H108ZM119 123V124H118ZM2 124H0V126H2ZM76 124V125H75ZM208 124H209V122H208ZM75 125V126H74ZM104 125V124H103ZM211 125V124H210ZM5 126V125H4ZM86 126V127H87ZM118 126V127H119ZM187 127L189 126H191L190 124L189 125H186ZM217 126V127H218ZM10 127V125L8 126L7 125V127H5L4 129L5 130H3L1 133H5V135L4 134H1V136L3 135V137H4V139L2 140V141H6V145L7 146H5L6 148L4 149V147H3V149L1 150V152L0 153H2V155H0V157H1V159H3L0 163L2 164V162L4 161L5 163H3L2 164V166H0V174H1V177H0V183L1 182H4V184H2V187H4L3 188V191L1 190V192H5V193H7L8 191L10 192L11 191V194L8 192V195L10 196V197H12L13 198V196H14V190H11V187H10V185L11 184H14L15 182H14V180H13V177H14V179H16V180H19L20 182H22V180L24 181V182H22L23 183V185L24 184H26L25 185V187L27 188L26 190H25V192H24V195H25V198H26V196H27V198L25 199L24 197V204H23V206H22V208L21 209H23L22 211L23 212H19V214H20V216H19V214H18V217L20 218H18L16 215V213L14 212V209L12 208V207H10L11 209H10V211L9 210H7V209H5V211H6V214H5V212H4V215H3V213H2V215L0 216V227H2L3 228V230H5V228L3 227V226H8L9 225V223H11V225H9V229H10V226L13 228V226H14V231H13V229H12V231L11 232H13V233H11V235L13 234V236H14V238H13V242H15V244L14 245H16L15 247H16V251H17V256H18V258L17 257H15V258H17L16 259V261L18 262V264H22V263H25V260H27V258H26V254H24L23 253V250H28V249H31V252L30 251H27V254H28V252L30 253V255L28 254V258L30 259H32V258H34L36 255L38 256L39 255V257L41 256V249L43 248L44 249V246H43V244L45 243V242H48V241H51V243H54V250L51 252L52 254V257L54 256L53 254H57L58 255V261H60L59 263L60 264H82V257H83V255H82V251H83V245H85L84 243H85V240L87 241L86 242V245H87V243H88V245H90V247L91 246H93L94 247V245H96V246H99V244H98V242H100V240L102 239V238H105V239H108V237L109 236H111L112 238H113V240H112V242H111V246L112 247H109V248H107L109 245H107V247H106V253L105 252H103V251H98L97 253H96V256L95 255H93V256H95V259H96V257H98L97 259H96V262H95V259H94V261H92V263L93 264H123V257L122 256H124V254H125V252H126V250L128 251V253H127V262H129L130 264H140V262L142 263L143 261V264H148L149 262H148V260L146 261V259L148 258L147 256H149V258L151 257L149 254L147 255V256H145V257H147V258H145V260H144V258L143 257H139V259H134V258H132L135 254L132 252V253H129V249H127V247H126V249H125V243H126V241H124V237L125 236H123L122 234H121V232L120 231H122L123 230V228L124 229H126V227L127 228H129L128 226H130L131 227V224H129L128 222H123V220H120L119 218H117L115 215H117V216H119L118 214H109V213H107V210H108V212H111V210H112V212L113 211H115V210H120V207L122 206V211L124 210V206H123V203H121V202H123L124 201V198H123V196L122 195H124V197H125V199L126 198H128V197H130V196H127L126 194L128 193H126V190L125 189H128L130 192H131V190L133 189V190H135V192H137L138 191V193H139V197L140 198H144L143 200H147V199H150V200H148V203H147V207L150 209V211H151V213L154 211H156L157 210V213H158V211H159V213H162L161 212V210L162 211H165V210H168V211H165V213L166 212H168L167 214L169 215V214H171L172 213V216L174 215L175 216V219L176 220H179V221H181L180 220V213H181V210L183 211V210H185L184 211V213L185 212H187L188 213V215L186 216V217H184L185 218V221H184V226H182L181 228H180V236H178L177 238L178 239H176V243L172 240H170L171 241V243L167 246L168 248H164L161 252H160V254L157 256V259L158 258H160V256L162 257V259H164V260H166L165 258H169V260L171 259L172 260V258H173V256H174V251L176 250L177 252L178 251H180L181 252V249L183 250L182 252H185L186 254H187V256H189L188 258L191 260V262L193 263V264H230V262H232V260L234 259V258H237V259H240V261H241V264H248V262H249V258L250 259H252L253 257L255 258V256H257V255H259L260 256V258H259V260H258V258H257V264H264V219H262L261 220V218H260V220L259 219H256V220H253V218L252 219H249L248 218V220H250L249 222H250V226L251 225H255V228H249V230L248 229H239V231H240V235L239 236H236L235 237V239H234V236H233V234L234 233H231L230 231H232L233 232V229L234 228H237V226L238 227H242V226H245L246 224H245V220L243 219V220H235V219H232V217H231V215H228V214H230V213H228L227 212V214H226V212L224 211V213H222V214H220L221 212H223L221 209H222V207H220V204H219V206L218 205H216V206H218V207H220V209L218 208V209H214L215 208V206L213 207V209H212V211H209V210H211V208H208V206H207V204H204V202L205 201H202V202H200L199 200H198V202L196 201V199H195V201H194V198H193V195L189 192V193H187L189 190H187L186 189V187L183 185V181L181 182V183H175V182H172L171 180V176L173 175V176H175V173L172 171V168L170 169V168H168L169 167V165L167 166H164L162 169H160L159 170V173H155L154 174V171H153V168H152V166H149V164L147 165V164H145L146 162H143V161H140L139 159H137L136 157L140 154V153H142V151H145L146 150V148L147 147H149V142H151L152 141V137H151V135H150V133L148 132V131H146L148 134L146 135L147 137H146V140L142 143L143 145H141V146H143L142 148H140L141 146H139L137 149H135L134 150V146H135V144H134V141L135 140H131V142L128 144H126V143H124L125 142V140H127V138L124 136V135H120L119 133V135L120 136H118L117 135V140H116V138H111L112 136V133L111 134H107L106 132H103L102 130L100 131V132H103V134L105 135V137H107V138H109V142L110 141H112V143H113V145L114 144H117L116 146H119L120 147V151H119V154H118V151H116V153H117V155L118 156H121L120 158H121V160H119V161H121V162H119V163H122V164H120L119 165V167L116 165V164H118V163H116L115 165V167H114V170L112 171L111 169L113 168H110V169H108V170H111V171H108V170H106L108 173H107V180H106V178H105V182H104V184H99L98 183V181H100V180H98V181H94L92 178H91V181H90V183H89V185L87 186V195H84L85 193H83L82 195H84V196H82L83 198H81V196L79 197V199L82 201V202H80V200L78 199V198H76V192L75 193H73V195L71 196V198L73 199V198H75L76 200L78 199L79 200V203H80V205H82L81 207H82V209H83V207H84V210L86 211H83L82 210V212L80 211V213H82V214H80V213H78L79 215H80V217L78 216V214H76L77 216H78V218L77 217H75L76 215H74L75 213H73V215H71V214H66V208H65V204H64V202H63V200H62V198L60 199V198H57V200L55 199V198H53L52 197V194L53 193H51V197L53 198V199H55L56 201H54L53 199V201L55 202H53L52 200H51V198H50V200L53 202V204L55 205V207H58V208H56L57 209V215H56V217L57 218H55L54 216H55V214H56V212L54 213V211H51V209H50V206L51 205H48L47 204V200H49V199H46L45 198V196L47 195V194H50V193H47L46 194V192L47 191H49V190H47L51 185H47V183H46V181L48 180V174H46L45 173V169L42 167V162L40 163V162H34L33 160H30L29 159V157H26L27 156V153H24L25 152V150H24V148L23 147H21L22 146V144H24V143H22L21 145L18 143V142H16V140H15V137H14V134H13V132H14V130L12 129V127L11 128H9ZM83 127H85V126H83ZM100 127V128H99ZM115 127V126H114ZM171 127V126H170ZM218 127V128H219ZM220 127V128H221ZM1 128V127H0ZM7 128V129H6ZM81 128V129H80ZM88 128V127H87ZM88 128V129H89ZM99 128V129H98ZM107 129V128H106ZM98 130V131H97ZM201 130V131H200ZM1 131V130H0ZM5 131V132H4ZM69 131V132H70ZM118 131V130H117ZM205 131V134L204 133H201V132H204ZM89 132V133H88ZM100 132H99V134H100ZM119 132H123L122 130H120L119 129ZM151 132V131H150ZM34 132H33V130H32V134H33ZM106 133V134H105ZM218 133H219V135H218ZM223 133V134H222ZM91 137H89L88 135ZM102 134V135H103ZM182 134V135H181ZM210 134H211V136L214 134V135H217L218 137H220V138H225L226 139V137H227V139L228 140H231V138L233 139V142H235V140L238 142V145H240V147H241V149H243V150H240V153L242 154V155H244L245 154V156L246 157H244V156H242V158L240 157L239 158V156L238 157H231L229 154H228V149H227V151H226V149H224V148H226V147H220V146H218V143H211V144H208V137L210 136ZM222 134V135H221ZM89 137V139H88V137ZM107 135V136H106ZM209 135V136H208ZM232 135V137L230 138V136ZM0 136V137H1ZM94 136H96V135H94ZM35 137H36V135H35ZM85 137H86V140L88 139V141H84L85 140ZM194 137L192 138V139H194ZM229 137V138H228ZM33 138V137H32ZM111 138V139H110ZM191 138H189V139H191ZM1 139V138H0ZM106 139V138H105ZM115 139V140H114ZM132 139H135V138H132ZM175 139V138H174ZM173 139V140H174ZM196 139V140H197ZM226 139V140H227ZM235 139V140H234ZM171 140V139H170ZM173 140H171L170 141V143L173 141ZM82 141L84 142V143H82ZM106 141H108V140H106ZM169 141V140H168ZM167 141V142H168ZM197 141V142H198ZM237 142H235L236 144H237ZM259 142V141H258ZM86 143V144H85ZM95 143V144H94ZM111 143V144H112ZM173 143V142H172ZM240 143V144H239ZM18 144L20 145L19 147H18ZM26 144V143H25ZM79 144H83V146H81V145H79ZM151 144V143H150ZM79 145V146H78ZM93 145H91V146H93ZM3 146V145H2ZM24 146V145H23ZM78 146V147H77ZM88 146V145H87ZM90 146V145H89ZM97 146V145H96ZM258 146H260L261 147V145H259V143H258ZM21 147V148H20ZM98 147V146H97ZM9 148V149H8ZM11 148V149H10ZM89 148V147H88ZM135 148H136V146H135ZM140 148V149H139ZM143 148H145L144 150H143ZM169 148V147H168ZM190 148V147H189ZM223 148V149H222ZM228 148V147H227ZM262 148H263V146H262ZM26 149H28V148H26ZM70 149V148H69ZM83 149V148H82ZM85 149H87V147L85 148ZM101 149H102V147L101 148H97V149H95L94 150V152L92 151L91 152V154L93 155V156H96V155H100L101 156ZM11 150V151H10ZM22 150V151H21ZM89 150H90V148H89ZM92 150H93V147H92ZM115 150V149H114ZM142 150V151H141ZM170 150V149H169ZM211 150L214 152V156H212L211 154H213V153H210L211 152ZM26 151H28V150H26ZM74 151V152H73ZM102 151H103V149H102ZM8 152H10L9 154H8ZM11 152H12V154H11ZM14 152V153H13ZM18 152V153H17ZM19 152H20V156L22 157H24L22 160L23 161H21L20 159H21V157H19ZM21 152H22V154H21ZM29 152V151H28ZM89 152V151H88ZM4 153V154H3ZM23 153H24V155H23ZM138 153V154H137ZM239 153V154H240ZM249 153V152H248ZM17 154H18V156H17ZM29 154V153H28ZM91 154H90V156H91ZM137 154V155H136ZM4 155H5V157L6 158H2V156L4 157ZM7 155H9V156H7ZM33 154H30V158H32L33 156H32ZM134 155H136L135 157H134ZM89 158H88V157ZM199 156V157H198ZM9 157V158H8ZM195 157V158H194ZM8 158V159H7ZM18 158V159H17ZM96 158V157H95ZM134 158V159H133ZM0 159V160H1ZM4 159H7L8 161H6V160H4ZM16 159L19 161H21L20 163H21V165H23L24 166V168L25 169H23V170H25V171H21L22 170V168L23 167H21L20 166V168H21V170L20 169H17V170H19L20 172L18 173V171L16 170V168L18 167V165H19V162L18 161H16ZM69 159V160H68ZM90 159V160H89ZM137 159V160H136ZM27 161L25 164L23 163L24 161ZM73 160V161H72ZM219 161H221V162H219ZM226 161H228V162H226ZM249 161V162H248ZM18 162V163H17ZM73 163V164H71V163ZM91 162H93V164L91 163ZM142 162H143V164H142ZM218 163V164H215V163ZM226 162V163H225ZM23 163V164H22ZM98 163V164H97ZM103 163V164H102ZM140 163H141V165H140ZM221 163V164H220ZM0 164V165H1ZM74 164H76L77 166H75ZM229 164V165H230ZM6 166V165H10V166H6V167H4V166ZM41 165V166H40ZM70 165H68L69 167H70ZM90 165L92 166V167H90ZM100 165L98 166V168L100 167ZM216 165H218V168H215V166ZM220 165H222V166H220ZM244 165H245V167H244ZM17 166V167H16ZM231 166V165H230ZM1 167H3V168H1ZM87 167V168H88ZM104 167V168H103ZM102 167V169L103 170H105V169H107V168H105L106 166L104 165ZM206 167H208V169L206 170V171H204L205 169H206ZM217 167V166H216ZM19 168V167H18ZM44 170H43V169ZM97 168V169H98ZM133 168V169H132ZM134 168H135V170H134ZM205 168V169H204ZM97 169H96V172H98L97 171ZM100 169V168H99ZM244 169V170H245ZM29 170H31V171H29ZM89 170V171H88ZM134 170V171H133ZM200 170V171H199ZM243 170V169H242ZM2 171H3V173L6 171V173H4V175H3V177H2ZM8 171V172H7ZM10 171V172H9ZM27 171V172H26ZM28 171L30 172V173H28ZM44 171V172H43ZM88 171V173H86ZM94 171V170H93ZM152 171H153V173H152ZM204 171V172H203ZM246 171V172H245ZM244 171V174H242V178H244L243 180H242V182L239 184H237V183H229L228 185H231V184H233V185H239V186H243L242 188H244V189H238L239 191H240V194L242 193V195H244L245 197L247 196L248 198H249V200H250V195L251 194H257L258 192L260 193V189L261 188H263L264 187V173L262 172V170L259 168V166L256 164V165H248V167H247V169ZM248 171V172H247ZM76 172V171H75ZM101 172V169L99 170V172L98 173H100ZM109 172H113L115 175H113V176H111V175H109ZM134 172V173H133ZM135 172H137V173H135ZM19 174V176H18V174ZM22 173V174H21ZM25 173H27L26 175H24ZM94 173V172H93ZM97 173V174H98ZM103 173H104V171H103ZM106 173V172H105ZM118 173V174H117ZM242 173V172H241ZM240 173V174H241ZM248 173V174H247ZM20 174L23 176V177H25V178H22V176H20ZM112 174V173H111ZM250 174V175H249ZM18 177H16V176ZM106 175V174H105ZM109 175V176H108ZM203 175H205V174H203ZM179 176V175H178ZM211 176V175H210ZM10 177H12V178H10ZM20 177V178H19ZM119 177H121L120 179H121V183L119 182H117L116 181V179ZM170 177V178H169ZM240 177V176H239ZM8 179V178H10V179H8L7 181H5V179ZM29 178V179H28ZM135 178H136V180H135ZM149 178V179H148ZM151 178H153V179H151ZM155 178V179H154ZM157 178H159L158 180H157ZM209 179H210V177H208ZM241 178V179H242ZM21 179V180H20ZM30 181V179H31V181H33V183L34 184H32L31 182V185L29 186L28 185V187H29V189H28V187H27V184L28 183H26L28 180ZM147 179H148V181H147ZM12 180V181H11ZM83 180H84V178H83ZM118 180V179H117ZM134 180V183H132V181ZM153 180H155L156 182H154ZM182 180V179H181ZM252 180H254L253 182H252ZM85 181H87V180H85ZM83 182V181H82ZM116 182V183H115ZM153 182H154V184H153ZM159 182V183H158ZM172 182V183H171ZM180 182V181H179ZM85 183V182H84ZM119 184V186H122L121 188H119V187H117L118 186V184ZM155 183H157V184H155ZM185 183V182H184ZM121 184V185H120ZM144 184V185H143ZM161 184H164V187H163V185H162V188H161ZM9 185V186H8ZM166 185H168V187L166 186ZM12 186V185H11ZM144 186L146 187V188H144ZM1 186H0V189L2 188ZM25 187H24V189H25ZM48 187V188H47ZM143 187V188H142ZM261 187V188H260ZM32 190H31V189ZM141 188V189H140ZM166 188H167V190L168 189H170L169 191H167L166 190ZM246 188V189H245ZM252 188V189H251ZM5 189V190H4ZM131 189V190H130ZM254 189V190H253ZM256 189V190H255ZM257 189H259V190H257ZM28 190H30V192H31V194H32V196H30V193H29V191ZM132 190V192H134ZM143 190L144 191H146L145 192V194H144V192H143ZM13 191V192H12ZM24 191V190H23ZM33 191V192H32ZM36 191V192H35ZM140 191V192H139ZM141 191H142V193H143V195L141 194ZM167 191V192H166ZM238 191V192H239ZM73 192V189L71 190L70 189V194ZM35 193V194H34ZM95 194V196H96V198L95 199H93V200H90L89 199V194ZM126 193V194H125ZM137 193V194H138ZM176 193V194H175ZM178 193V194H177ZM258 193V194H259ZM23 194V193H22ZM38 196H37V195ZM67 194V193H66ZM75 194V195H74ZM129 194V193H128ZM136 194V195H137ZM192 196H191V195ZM261 195H262V193H260ZM13 195V196H12ZM35 195V196H34ZM45 195V196H44ZM133 195V194H132ZM145 195V196H144ZM241 195V196H242ZM261 195H259V196H261ZM23 196V195H22ZM48 196V195H47ZM67 197H66V201L68 202L69 200H70V197H69V195H66ZM73 196H75V197H73ZM134 196V195H133ZM132 196V197H133ZM244 196H242V197H244ZM259 196H257V197H259ZM30 197H34L35 199H31ZM49 197V196H48ZM137 197V196H136ZM145 197H148L147 199L145 198ZM262 197H263V195H262ZM28 198H30V201L32 200V202H33V204H32V202L31 203H28L29 202V200H28ZM138 199L137 201H139V202H137L135 199V201L137 202V203H135L134 204V206H135V208H137V209H140L141 207L140 206H142V205H144L145 204V202L144 201H142L141 199ZM151 198H153V199H151ZM120 199H122V200H120ZM258 199H260V197L258 198ZM264 199V198H263ZM248 202H249V200L248 199H246ZM75 201V200H74ZM141 201V202H140ZM152 201V202H151ZM262 201H263V203H262ZM12 202V201H11ZM26 202L28 203V204H26ZM51 202V203H52ZM49 203V202H48ZM85 203H89V205L88 204H86L87 206H88V210H87V207H86V205H83V204H85ZM206 203V202H205ZM261 203L262 204H264V200H261ZM12 204L14 205V203L12 202ZM52 204V205H53ZM33 205V206H32ZM14 206H16V205H14ZM89 206L91 207V208H89ZM120 206V207H119ZM24 207V208H23ZM119 207V208H118ZM126 207V206H125ZM143 207V206H142ZM147 207H146V210L148 211V213L150 212L148 209H147ZM151 207H153L154 209H153V211H152V209H151ZM194 207H196L195 209L197 210V211H195V209H194ZM210 207V206H209ZM51 208H52V206H51ZM54 208V207H53ZM93 208H97V210H98V218L97 219H95L94 220V222H91V214L93 213L92 211V213L89 211V209H93ZM116 208V209H115ZM145 208V207H144ZM183 208V209H182ZM209 210H208V209ZM156 209V210H155ZM169 209L171 210V213H169ZM110 210V211H109ZM142 210H143V208H142ZM220 211V212H216V211ZM8 211V212H7ZM20 211V210H19ZM51 211V212H50ZM59 211V212H58ZM121 211V212H122ZM138 211V210H137ZM147 211H145V212H147ZM213 211H215V212H213ZM264 210H262V212H263ZM84 212L86 213V214H84ZM88 212H90V213H88ZM106 212V213H105ZM195 212H196V214H198V213H200L201 214V216H202V218L201 217H199L200 216V214H199V218L201 219V220H203L202 222V224H201V221L199 220H197V219H195L196 217H197V215L195 214ZM14 213H15V217H14ZM18 213V212H17ZM50 213H52L50 216L51 217H54V218H51L50 216H49V218H48V215L50 214ZM54 213V214H53ZM125 213V212H124ZM143 214H145L144 212H142ZM150 213V214H151ZM156 213V212H155ZM164 213V215H167V214H165ZM183 213V212H182ZM28 215V217H27V215ZM94 214L96 215V213L94 212ZM106 214H109L108 216H110V217H106V219H105V216H107ZM126 214V213H125ZM139 214H141L140 212H139ZM150 214H147V215H150ZM21 215L23 216L22 218H21ZM54 215V216H53ZM69 215H71V216H69ZM93 215V214H92ZM123 215V214H122ZM146 215V214H145ZM154 215V214H153ZM195 215V216H194ZM99 216H100V218H99ZM140 217H141V215H139ZM144 216V215H143ZM152 216V215H151ZM157 216V215H156ZM159 216H160V214H159ZM170 216V215H169ZM2 217V218H1ZM93 217H94V215H93ZM120 217V216H119ZM140 217H139V219H140ZM146 217H149V216H146ZM145 217V218H146ZM153 217H155V216H153ZM165 217V216H164ZM168 217V216H167ZM223 217V218H222ZM10 218H11V220H10ZM52 220H51V219ZM263 218V217H262ZM13 219V220H12ZM50 219V220H49ZM55 219V222H57L56 221V219H59V221H60V224H58L59 225V227L61 228L60 229V231L57 229H55L56 227H58V225H57V223H55L53 220ZM100 219V220H99ZM103 219H104V221L106 220V221H108L107 223H106V221L104 222V223H106V224H104L103 225ZM142 219H144V217L143 218H141V220H138V221H141V222H143L142 221ZM222 219H224V221H221ZM246 220H247V218H245ZM53 221L54 222V224H53V222H52V224L51 223H49V222H47V221ZM196 220L198 221V222H200V223H198L197 222V225H200L201 227H198L197 225V227L198 228H200L199 230L198 229H196V226H195V224H196ZM259 220V221H258ZM18 221L20 222V223H22V222H25V223H27L25 226H26V228H25V230H24V232L26 233V234H23L24 232H23V229L21 230V225L18 223ZM59 221H58V223H59ZM102 221V224L100 223ZM141 222H138V223H140L141 224ZM194 222H195V224H194ZM249 222L247 223V224H249ZM19 225H18V224ZM252 223V224H251ZM2 224V225H1ZM4 224H6V225H4ZM8 224V225H7ZM12 224H14V225H12ZM54 225H56V226H54ZM96 226V227H94V226ZM108 226V227H106V226ZM123 225V226H122ZM21 226V227H20ZM54 226V227H53ZM92 226H93V228L95 229V228H97L96 230H93V228H92ZM100 226H103L102 228L100 227ZM139 226V225H138ZM249 226V227H250ZM100 228V230H98L99 228ZM140 227H142L141 225H140ZM252 227V226H251ZM1 228V229H2ZM8 228V227H7ZM143 228V227H142ZM198 230V231H197ZM236 230V229H235ZM6 231H8L7 229H6ZM6 231H3V233L4 232H6ZM1 233H2V231H0ZM83 232V233H82ZM2 233V234H3ZM6 233H10V232H6ZM81 233L82 234H85V238H87V239H85V238H82L81 237ZM25 235V236H24ZM87 235V236H86ZM235 235V234H234ZM12 236V237H13ZM36 236H38L39 237V240H38V237H36ZM77 236H79L80 238L79 239H77L78 237ZM115 236H117L116 238H115ZM33 237H34V239H36V240H34L33 239ZM77 237V238H76ZM238 237V238H237ZM237 238V239H236ZM83 239H85V240H83ZM174 239V240H175ZM2 236L0 235V248L2 247V245H3V243H2ZM180 240V241H179ZM43 241V242H42ZM38 242V243H37ZM114 243V244H113ZM172 243H174V244H172ZM125 244V245H124ZM174 245V249H173V247H172V245ZM101 245V244H100ZM124 245V246H123ZM184 247H183V246ZM80 246H81V250H80ZM180 246V247H179ZM181 246L183 247V248H181ZM105 247V246H104ZM51 248H53V247H51ZM130 248V247H129ZM173 250H171V249ZM179 248H181V249H179ZM107 249H110V250H107ZM165 250V251H164ZM21 252V253H20ZM82 252V253H81ZM173 254H172V253ZM179 252V253H180ZM103 253H105V254H103ZM124 253V254H123ZM159 253V252H158ZM233 253V254H232ZM48 255H50V253H47ZM99 256H98V255ZM171 254V255H170ZM51 255L47 258V257H40L37 261H36V258H34V259H32V261L35 263V264H50V261H54L55 262V259L57 260V257L55 258V256H54V258H52L51 257ZM56 255V256H57ZM126 255V254H125ZM167 255H169V256H167ZM233 255V256H232ZM30 256V257H29ZM34 256V257H33ZM262 256V257H261ZM50 257L53 259H51L50 260ZM172 257V258H171ZM26 258V259H25ZM38 258V257H37ZM47 258V259H46ZM168 258H167V260H168ZM256 258L255 259H252V260H256ZM28 259V260H29ZM44 259H45V261H44ZM100 259V260H99ZM162 259H159V261L161 262V264L163 263L162 262ZM98 260H99V262H98ZM163 260V261H164ZM166 260V261H167ZM248 260V261H247ZM15 261V262H16ZM58 261H56V263L58 264ZM155 261V260H154ZM165 261V262H166ZM28 262V264H29V262H30V264H31V261L29 260V261H27ZM27 262L25 263V264H27ZM32 262V263H33ZM148 262V263H147ZM158 262V261H157ZM164 262V263H165ZM171 262V261H170ZM172 263V262H171ZM170 263V264H171ZM1 264H2V262H1ZM51 264H53L52 262H51ZM55 264V263H54ZM156 264H158V263H156ZM160 264V263H159ZM167 264V263H166ZM173 264V263H172ZM256 264V263H255Z\"/></svg>",
	"mask_w": 264,
	"mask_h": 264
}]
</instances>
